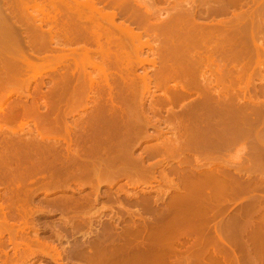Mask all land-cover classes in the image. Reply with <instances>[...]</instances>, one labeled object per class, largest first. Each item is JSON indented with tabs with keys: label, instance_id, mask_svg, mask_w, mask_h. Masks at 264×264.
Instances as JSON below:
<instances>
[{
	"label": "rangeland",
	"instance_id": "1",
	"mask_svg": "<svg viewBox=\"0 0 264 264\" xmlns=\"http://www.w3.org/2000/svg\"><path fill=\"white\" fill-rule=\"evenodd\" d=\"M81 1H83V0H81ZM132 1H134V2H132ZM189 1H191V0H131V3H134V4L136 3L135 4L136 5L135 6L136 9L138 11L140 9V11L142 13H145L146 11H150V12L154 13L153 16L151 17V19L153 21L150 20L151 22H154L157 19L158 20L162 19L163 21H164V19L166 20V18H168L173 12L175 13L177 11V9L180 10V8H182V7L184 8L185 7L184 5H186L185 2H189ZM195 1L196 0H194V2ZM251 1L252 0H248L246 2L247 4H245V5L242 3L243 6L240 5L242 7V9H240L241 7L240 8L238 7L239 9L236 8L237 10L235 11V9L233 8V9H230V12H228L227 14H217V15H213V16H206V14L204 15V13H205V6H206V3H205L206 0H197L196 1L197 2L196 4L199 5V9H200V13L198 15V18H199L198 21H200V23H202V24L203 23L206 24V22L208 24V22L210 23L213 20H217V21H220V20H231L233 18V13L234 12H237V11H238L237 13H239V12L241 13L242 11L243 12H246V11H250V8H251V11L256 12V13L260 12V14H261V22H260V20L258 21V24L259 25L261 24L260 25L261 27L259 26L261 29H257L255 31V33H256V41L258 42V44H261L262 47H263L260 50L262 52H260L258 56H256V49H254L255 47H254V45L252 43L248 42L247 45L249 46V49L246 48L248 46H245L246 50L247 51L249 50L250 54H247L246 53V50H244L245 48H243L244 47L243 44H242V46H239L240 44L238 43V44H236V47L237 48L240 47L241 48V51L244 50L243 51V54H245V55L247 54V55H246V57H244V55H243V57L240 58V59L237 58L239 60L229 61V60H232V59L231 58L228 59L229 57L228 56H225V55H226L228 49L232 48L233 46L231 45L232 46L231 47L230 45H226V43H223V44H225V46H223V45L221 46V44H222L220 42L221 41V34L220 33L218 34V31L215 32V33H213L214 35L211 38V40H213L215 42L209 40L212 43H209V45L207 46V50L206 51L208 53L205 52V54H204V55L207 56V59L208 58L209 59H212L213 58L211 61H209V59H208V61H206V62H208V63H206L208 65V66L206 65V69L209 72H212L213 71L212 72L213 74H216V75L218 74L217 77H216V75H214V76H215L216 82L219 81L218 82L219 83V85H218L219 86V89H218V86L216 85L218 83L215 82L216 84H213V86L216 85L217 91L218 90L220 91V88H222V89L223 88H226V89L223 90V92H222V89H221V92H220L221 95L220 96H222V97L224 96L226 99L227 98L232 99V101H234L235 99H237V101L235 100L236 102L234 101L235 103L232 102L234 104L233 105L234 108L235 107H237V108L232 109V111L230 110V112H233V110H235V112L233 113L234 114V119L235 120L237 119L235 122H239L238 120L241 118V115H239V113H236V109H238L240 107V105H242L243 107L244 106L245 107L247 106L246 108L244 107L245 109H243V110L246 111V112L245 111H243V112H245L247 114V118H249V116H248V115H250L249 113H251L250 116H252L251 119L250 118L248 119L250 123L247 122V123H245V125H243V128H245V130H247V132H248L246 134V136H239L240 137V139H239L238 136L235 135V134H237L236 133L237 131L232 130L231 132H229V135H228L229 143L227 145H225L224 147L220 148V150L219 149H217V150H215V149L213 150L212 149V150H209V151L206 152L205 150H200V149L194 148V150H196V151L198 150L197 153L194 152V151H191L193 149H191V150L189 149L191 152H189V150H187V149H185V152H184V149H183V150H181L180 153L177 152V153H174V154L169 151L170 150L169 147H171V145L169 143L170 141H171V143L172 142L173 143L174 142H177L178 144L180 142H183L184 140L187 141V138H188L187 136L195 135L198 132V130L195 131V129H194L195 126H191L189 118L186 117V116H184V113H183V111L184 112L186 111L187 106H188V104H189L190 101L188 102L186 100L187 101L186 102L185 100H183V101L180 100V103H179V100H177L178 101V102L176 101L177 103L175 102V104L173 103L171 105V103L168 102V94H166V93L164 94V92H166L165 85L169 89V86L170 85L173 86L174 84H176L178 82H175L173 80H170V81L168 80L167 83L169 82L168 83L169 85H167L166 81L162 82V83H165L164 85L162 83H160L162 85H159V86L157 85L158 84L157 83L158 81L155 79V77H156L155 75H156L158 69H160V64H161L160 61H159V58H158L160 56L159 54H162L163 52L166 53V51H164V50H167L168 49L170 51V48L172 50L173 49L172 47H174V46H172L173 44L171 43V41H168L164 37V34H162L161 32L160 33L162 35H160L159 32L157 33V31L155 32V30L149 29L147 31L145 29L146 30L145 31L144 29H141L138 25H132V27L134 28V31L136 32V34L138 32H139L138 35L141 34L140 35L141 36L140 37L141 39L139 38L140 40L135 35V37L137 38V40H139L138 41V44L141 43L143 45V48H142L143 50L141 51V53H142L141 56L137 57V55H136L135 52H132V53L129 52L131 54H130V57H129V54H128V57L130 58V60L132 62H130V60L127 59L128 57L124 58L123 55L126 56V54H123V53H119L118 52L119 49L117 47H120V46H114V45H116V43L118 41L121 42L120 40L124 36V33L121 34L120 31L115 33V35L118 33L116 36L120 35V36L117 37V39H119V38L120 39L119 40H116V37H114L115 38L114 40H115L116 43L113 44L112 46H110V48H111L110 50L112 51L110 53L111 54L110 57L112 59L114 58L113 60H115V57L117 58V56H118L119 59L121 60V61L120 60H117L118 59L117 58L115 60L117 62H114L111 58H110L111 60L105 59V61L104 60L103 61H100V59H101L100 58V55L102 56V54H99L98 53L99 51L97 49L99 48V50H101L100 49L101 46H99L98 48H96L98 45L97 46L94 45V43H96V42H93V41H95V39H93L94 36L92 34H89L90 35L89 36L88 33H85L86 34V37L85 38L88 40V41L86 40L88 43L85 40H82V41H84V42L87 43L85 46H88L87 49H90L91 50V51H89L90 53L87 52V49H85L86 48L85 46H82L83 43H84L82 41H79V43H77V44H80L82 42V45L80 44L82 48L80 47V45L79 46L78 45H73V47L76 48V50L79 47L80 51L78 49V51H79L78 52V51L74 50V48H72V51H70L71 49H69V50L68 49L67 50L65 49V51H60L58 48L54 49V47H56V46H53V45H51L49 43V38L47 37L48 39H45V40H47L46 43L48 42L51 45V47L49 45L48 48L50 47V49H53V50H50V49L47 50L45 48L44 49L45 51L44 50L43 51L41 50L42 52L40 51V53H42V54L44 52L43 55L46 56L47 59H48V60H46L47 62L46 61H44V62H42V61H38L37 62L36 61V63L38 64V67L35 68V71L37 69L40 71L39 72L40 73V77H38L37 79L34 78V77H36V76H34L35 75L34 74L35 71H31L30 75L26 77V78H29V80L32 82L31 83L32 86H31L30 92L32 90H34L36 92L35 87L39 84L38 82L41 81L40 82V85H38V87L40 89L42 87L41 94H37L36 93L37 94L36 95L33 91L31 93H28V94H27V92H29V91H25L26 93L25 92H22L21 93L20 92L21 90H19V92L21 94L20 93H14L13 94L14 96H12V98L9 100V102L5 105V108L7 109L9 107L18 105L17 103H19V105H23V106H25L26 104H27V106H28V104L29 105H34L36 108L39 107L38 109H40V110L42 109L43 111L44 110L49 111L51 109L50 111L52 113L53 118H57V120H58V117L59 116L60 117L61 116L63 117L64 115L68 114L67 115L68 116L67 117L68 124H73L74 127H75V124H76L79 131H80V129L82 127L83 128H87V127L90 126L88 129H90L91 132L90 131L89 132L92 133V134H93V132H98L100 134V135L97 134L98 137H99V136H101V135L104 134V133L101 134L99 132V130L100 129L102 130L104 128L105 130L104 131L102 130V131L105 132L106 137L108 136L107 139L109 138L111 141L114 139L115 140V143H117L118 140H116V139L118 138V135L121 134V132L124 131V130H122L121 132H119L122 127H120V129H118L119 128L118 127L119 126L118 124L121 123L123 120L120 119V121L121 120L122 121L121 122H118V120L117 121L115 120L116 117H117V115H116V117L114 116L115 117L114 118L112 116L115 115V114H113L111 112H110L111 114H109V113H107L108 111L103 110L104 112L106 111V114L104 113L105 115H103V117L105 116L106 119L105 118L103 119L101 116H99V115H102L103 114V113L101 114V112H103V111H101L100 113L97 111L99 113V115L97 114V116L99 118L101 117V120L100 119H96V121H97L96 122L94 119L95 118H98V117L95 116L96 113H97L95 109H97L99 111H100V109L96 108V107H98V105H96L95 102H94L95 103V106H94V103L92 102L93 98L96 99L97 102L99 100H102L103 101L104 98H105L104 100H106V99L108 100V97H109L108 96L109 95L108 93L110 92L108 89H105L106 87H104V83H103L104 79H102V77H101L103 74L100 71H98L100 69L96 68V66L93 69L92 66H94L93 65L94 63L100 64L102 62L101 64L103 65V62L106 63V60H108L109 62L111 61L110 63L108 62L105 65H106V67H108L110 74L111 75L113 74L112 76L109 75V77H111V78H109V83L111 82L110 84L113 85V90L110 93H112V97L113 98H116L117 101L119 100L117 98H119L120 95H121V98H122V96L124 94L126 96L129 95V94H127L129 92H126L125 90L123 91L124 88L122 86L125 85V83H127L125 85V87L126 86L128 87L129 86L128 85V82H131V80H133L132 82L134 83L135 82L134 79L136 77L134 79H132V77H134L135 75L138 78V79H136V82L134 83L135 85L131 82L133 84V86H136L137 85L136 89L138 88V90L134 89L135 87L133 88V86H132L131 83H130V86L128 87L129 89L126 87L128 90L125 88L127 91H129L130 89H132L131 90V93H130L131 95H129V97L130 96L133 97L134 95L138 94V97H137V95L135 96L137 98H134L133 97L134 99H132L130 97V100L131 101L132 100H134V101L136 100L137 101V103L135 101L136 106H134V107H133V105H135L134 102H132L133 103L132 104L131 101L129 102V98L128 97H126L125 95H124L125 97L123 96V98H127L128 99L127 102L131 103L130 106H129V103L127 104L129 106V109L131 111H130V114L126 117V119H127L128 122H130V126H132V127H133V125H137V124H138L137 127H139L140 129H141V126H142V128L143 127L146 128L144 126L146 124H148V127L146 129H144L145 131H144V134H143V138H140V139L137 138V137L136 138H131L130 140H133V139H135V140H133V141H131L129 143H131L130 147L132 146L131 149L133 151L134 156L136 158H138L139 156H143L145 166H150V167H152V168L155 169V175H153V176L156 177V179L155 178L153 179V177H151V178L150 177H147V178H143L144 179L143 180L141 178L138 179V177H133V178L131 177V179H132L131 180L130 177H128V176H126L124 174H122V175H119L118 174L117 175L115 173L116 172L115 169H114L115 170L114 172H113V169H112V171L109 170L110 171V174H111V172H113L118 177L115 176L112 173V178H111L110 177V174L108 175V172L106 173L107 175L105 173H104L105 175H103V172H102L101 173L102 174L101 176H100V174H97V176H96V174H94V175L93 174H85L84 173L85 170L83 169L84 172H82V170L80 169L79 171L81 173H84L83 174L84 177H81L82 176L81 175L80 176V179H79L78 178L79 173L76 171L78 175H72L71 178L73 176H74V178H72V179L69 178L68 181H66V182H69V180L70 181L72 180L71 182H69V184L66 183V182H63V183H60L61 185L60 186L58 185L57 187L56 186H54V187L53 186H49V187H51L49 189V187H47L45 185H41V184L44 183V181L46 182L47 179H49L48 178L49 177L48 174L52 175L51 174L52 172H56V171H58L59 169L62 168V165H60V163H62L63 165H65V162L68 160V157L70 159L69 153L66 152V155H69L67 157L64 154L65 151L62 150L63 153L60 154V155L66 156L65 159L66 158L67 159L64 160V156H62V158H63L62 162L58 163L57 162L58 159L55 161L54 159L55 158H58V151H57L58 148H56V149H54L56 151V152H54V154L57 155V156L55 155L56 156L55 158H53L54 157L53 153H50L51 150L47 151L46 153L48 154V152H49L51 155L48 154L50 156H47V157H50L49 160L52 157V160H54L55 163L57 162V164L53 163L55 165L52 164L53 166L50 165V167L49 166L47 167V166L44 165L45 168H46V169L44 168L45 171L42 169L44 172L42 170H40L41 173L40 172H37L34 175L33 174H31L30 176L28 175V177L27 176H23L22 180L24 179V177H27L29 180L25 178L22 182L20 181L21 182L20 183L19 180L21 178L18 177V178H20V179H18L17 176L15 177V175H16L17 172L18 173H21L22 172L23 169H21V168L24 167L28 163V161H27V163L25 165H24V162L23 163L20 162L21 164L17 163L18 161L15 162L18 165H16L15 163H12L11 162L13 165H10L11 168H9L8 165L11 164V163H10V159L8 158V154H6V151H9L13 147V151L11 149L7 153H9V157L10 158H12L11 156H13L15 154L13 156L15 158V156L17 157V155H18L17 153L22 152L21 151L22 150L21 149L22 145L25 148L28 147L27 144H29V143L26 144L25 142H27L28 140L30 141V139L32 137H34V136L38 137L39 138L38 140H40V138H42V136H43V135L42 136H40V135L38 136L37 135L38 132L35 131V129L37 130V128H36L37 126L35 125L36 122H37L36 118H34V117L33 118L32 117H30V118L29 117H26V118L22 119V120H24L23 122H27V121L29 122L30 120H35V121H30L29 122L30 123L29 126L30 125H32V126H30V127L28 126V128L27 127H24L25 128L24 131H21L20 129H18L17 132H19L20 135L19 134L17 135V134H14L13 133V136L14 135L15 136L14 137L12 136V138L10 137L12 135V132H10V130L8 131V135L9 136L6 133V135L9 137L8 139H7V136L6 135H3V134H5L4 132H6L7 130H4V132L1 131V133H0V140L1 141H5V142H3V144H2V142H0L2 144V146L0 145L1 147L4 146L3 148H7L5 146H8L9 144L12 145V143H14V141L17 142V144H16L17 146L13 144L14 146H16L15 149H14V146H12V147H10V149H8V150L5 149V151H2L4 154L2 155V153H1V155H0L2 157H4V155H5V157L9 160V161L6 160L7 161V163H6L5 159L2 158L1 161H3V162H0L1 163L0 164V169H1L0 170V178H1L0 179V183L3 182V184H0V202L3 203V201H6L7 199L9 201L10 200L9 197H11L9 195L10 194L12 195L11 199L13 198L12 199V202L15 205L12 204V206H10V208H9V211H10V209L13 211V212H11V214L13 213V217H11V218H13V220L10 218L11 220L10 219L9 220L11 222L8 223L9 224V229H10V224H13V226L19 228V230H18L19 233L18 234H15V236H13L15 232L12 234V236H10L11 234H9L8 232H5L4 233V231L0 230L1 232L4 233V235H0V238H1L0 239V262H1V264H93V263L94 264H99V263H101V264H103V263L104 264L105 263L106 264H109V263L110 264H112V263L113 264H125V263L126 264L127 263L128 264H156V263L159 264L160 263L159 260L161 261V263H164V261H163L164 259L166 261L164 264H166V263L167 264H172V263L173 264H182V263L183 264H203V263L204 264H264V255H263L264 254V252H263L264 250L263 251L261 250L262 247H260L261 249H259V247L258 248L254 247V246H256V244L254 243L255 242V239L257 240L258 237L257 236L255 237L254 235H252L255 238L252 237V238H254L252 240L249 238V233H250V236H251V231H253L251 228H253V226H254L253 229L256 230V225H258V222H259L258 220H260V218H262L261 216H264L263 215V213H264V164H263L264 163V159H263L264 158V119H263L264 118V116H263L264 115V111H263V109H264V50H263L264 49V13H262V11L264 12V8H263L264 7V0H255L254 3H252L253 1L252 2ZM177 4H179L180 6L177 7ZM260 5H261L262 8L260 7ZM172 7L173 8L175 7L177 9L175 10ZM206 8H207V6H206ZM106 10L107 11H110L109 9H106ZM259 10H261V11H259ZM250 12H248V14H251L252 13V12L251 13ZM118 16H119V18L118 17L115 18V23H119V22L125 21L127 24L128 23L131 24V22H128V21L124 20V18H125L124 15H118ZM154 18H155V20H154ZM159 22H162V21H159ZM152 31H154V33ZM104 35H105V32H104L103 36ZM115 35H113V36H115ZM91 36H93V37H91ZM105 36L102 39L103 40L102 41V44H103V42H106V39L105 38H107V35H105ZM160 36H163V37H160ZM125 38L126 37L122 38L123 39L122 41H124ZM218 39H219V41H218ZM91 41L93 43L90 45L89 42L91 43ZM135 41L136 40L134 38V41L133 42H135ZM146 41H147V43H146ZM216 42H218V43H216ZM219 42H220V44H219ZM46 43H45V45L47 46L48 43L47 44ZM131 43H132V41L130 43L128 42V44H131ZM136 44H137V41L135 42V44L132 43L131 44V47L129 46L128 49L125 50V51L128 52V51L134 50ZM190 44L191 43H187L185 45H182L181 47H183V48L182 49L180 48L181 51H185L186 47H187L186 51H189L190 50L189 47H191ZM133 45H135V46H133ZM219 45L221 47H223V48H221ZM46 46L43 45V47H46ZM75 46H77V47H75ZM104 46H106V44ZM104 46H103V48H104ZM138 46L140 47V45H138ZM217 46L220 47V48L218 49ZM93 47L96 48V49H94ZM122 47L123 46L120 47V51L123 49ZM214 47H215V49H214ZM236 47L234 46L233 49L235 50ZM129 48H131V49H129ZM164 48H166V49H164ZM240 48H238V52H239V49ZM104 49H107V48H104ZM115 49H116V51L118 50L117 51L118 52L117 53L118 55L115 54V57H114L113 54L115 53ZM160 49H164V50L160 51ZM191 49H194V48L191 47ZM209 49H210V51H209ZM211 49H213V50H211ZM73 50L75 51L76 54L73 52ZM92 50H94V51H92ZM214 50H215V52H214ZM84 51L87 52V53H85ZM103 51L102 52L104 54L105 53V50H103ZM223 51H225V52H223ZM45 52H47V53H45ZM56 52L57 53L60 52L58 54V56L56 55L57 54ZM62 52H64V54L66 53L65 55L67 57H65V55ZM102 52H100V53H102ZM121 52H123V51H121ZM218 52H219V54H218ZM61 53L63 55L60 57ZM139 53H138V55H139ZM49 54H51V55H49ZM86 54L87 55L90 54L91 56L90 55H88L89 57L88 56H85ZM97 54H99V55L97 56ZM119 54H121V56L125 60H123V58L121 56H119ZM132 54H133V56H131ZM217 54H218L219 57L217 56ZM252 54H254L255 57L252 56ZM210 55H211V58H210ZM51 56H52V59H49V58H51ZM56 56H57V58H56ZM63 56H64V58H66L68 60L63 59ZM220 56H222V57H220ZM136 58H138V59H136ZM59 59H60V61H59ZM71 59H73L75 61L76 65H75L74 61L71 60ZM78 59H79V61H78ZM102 59H103V57H102ZM126 59L129 60V61H127ZM138 60L140 62L144 60V62H141V64H140V62ZM61 61L64 62V63H59ZM118 61L120 62L121 66H123V67H121L119 65V62ZM112 62L114 63L113 66H111L113 64ZM125 62H127L128 65ZM72 63H73L74 66L72 65ZM83 63H85V64H83ZM80 65H81V70L79 69ZM115 65H117V67ZM210 65H212V66H210ZM70 66L72 68L74 67L73 69H75L76 66H77V69H76L77 71L79 69V72L76 73V74H74L75 76L72 75V74L67 73V71H66L67 69L70 70V73L73 70L72 68H67V67H70ZM97 67H98V65H97ZM112 67H116V68L113 69ZM126 67H129V68H126ZM226 68H228V69H226ZM42 69H44L45 71L42 70ZM62 69L65 72L62 71ZM84 69H86V71ZM117 69L119 70V72L117 71ZM123 69L126 72H128L130 70V72H128L126 74V72ZM38 70H37L36 74H39L38 73ZM131 70L133 72V75L135 74L134 76L132 74H129V73H131ZM133 70L135 71V73H134ZM230 70H231V73H230ZM77 71H75V72H77ZM80 71H82L83 73H80ZM228 71H229L228 74L230 76L228 74H226ZM109 72H106V73L109 74ZM237 72H239V73L241 72L242 74L240 73L241 74L240 75ZM84 73H85V76H84ZM89 73L91 74L92 77H90V74ZM224 73L226 74V76H225ZM232 73H234V74L232 75ZM55 74H57V75H55ZM81 74H83V75H81ZM122 74H123L124 77L122 76ZM124 74H126L127 77H128V74H129V77L131 75L132 76L131 77V80H128V79H130L129 77H128V79H127V77L125 78V75ZM222 74H224V75H222ZM70 75H72V76H70ZM76 75L77 76L80 75V77H78V78H80L79 80L82 81L81 83L77 79V76ZM116 75H117V77H116ZM141 75L143 77L145 75V77H144L145 80H146L145 82H144V78ZM30 76L31 77L33 76V78H31ZM54 76H55V78H54ZM60 76H62V79L64 77L63 82H68V79H69V81L72 83L71 85H70L69 82L67 83L68 84V86L66 85L67 86V89L70 86L74 89V85H75L74 81L76 79H77L76 80L77 81L76 83H80V85L76 84L77 85L76 88L81 87L83 89L84 86L87 87V88L84 87L83 90L80 89V88H78V89L75 88L76 90L75 89L73 90L70 87L69 90H67V92L69 91L68 95L70 94V91L72 92V90H73V92L74 91L77 92V90H78L79 92H77V94L75 93L74 95H78L79 94V98L81 97V95H84L82 99H84V100L86 99V100L84 101V100L80 99V100H82L83 103L78 100V96H75V98L77 97L76 98L77 103L75 101V98H73L74 99L73 101L70 100L72 102V105H70L71 103H70L69 100L67 101L65 99L66 100V104H65V100H64L60 104V107H59L60 110L58 111V101H57L58 100V96H57V94L59 95L61 92H64V91H61L62 89L60 90V88L56 84V83H58V78ZM214 76H213V79H214ZM71 77H73V79ZM81 77L83 78V80L81 79ZM93 77H95V78H93ZM97 77L98 78L100 77V78L98 79ZM112 77L114 78V80H112ZM218 77L221 78L222 80L219 79ZM225 77L227 79H225ZM230 77L233 80H231ZM60 78H59V81L62 82ZM89 78L90 79H94L96 81L95 87L93 88L94 91L91 90V87L88 86V85H90L89 83L91 81ZM139 78H141V79H139ZM40 79H43V80H40ZM65 79L67 81H65ZM85 79H87L86 80L87 82L85 81ZM115 79H116V81H115ZM149 79H151V80H149ZM53 80H56V81H53ZM100 80H103V81H100ZM141 80H142V82H141ZM220 80H221V82H220ZM98 81H100L101 83L100 84H97ZM222 81H225L226 83L225 82L222 83ZM236 81H238V83ZM120 82L121 83H124L125 82V83L122 85ZM117 83L118 84L120 83L121 85L119 84V86H118ZM185 83L186 82L182 80L181 83L179 82V85H183ZM233 83H235V84H233ZM52 84H53V86L56 84L57 85L56 88H54L52 86ZM64 84H66V83H64ZM229 84H231V85L228 86ZM99 85H102L104 88L101 87V86H99ZM96 86H98V87H96ZM116 86H118L117 88L119 90L116 88ZM148 86L150 87V90L148 89ZM52 87H53V89H55L54 94H52L53 91L51 92V94H50V91H49V90H53ZM89 88H90V90H89ZM97 88L100 89V90H103L104 89L103 90L104 92L100 91L99 93H101V94L99 95L98 92H97L99 90ZM101 88H103V89H101ZM144 88H147L148 91L145 90L144 93H143L142 90ZM233 88H235V89H233ZM25 89L27 90V88H24L23 90H25ZM96 89H97V91H95ZM133 90H136V92L140 90V92L142 93V97L140 95V92L139 93L137 92L136 94L132 93V92H135ZM170 90H171V88H170ZM170 90H169V93H170ZM56 91H58V92H56ZM82 91L83 92L85 91L84 93H86V92L87 93L86 94H83ZM120 91H122L123 93L120 92ZM229 91H231V92H229ZM124 92H126V93H124ZM65 93H66V91H65ZM95 93H96V96H95ZM195 93H196V94H194L195 97H198V94L197 93H199V95H202V92H200V91L195 92ZM222 93H224V94H222ZM16 94L19 95V96H16ZM26 94H27V96H26ZM29 94L31 95V97H30ZM33 95L34 96L36 95V97H35L37 99L36 101H34ZM72 95H73V93H72ZM139 95H140L141 98L139 97ZM230 95H232V96H230ZM91 96H92V98H90ZM97 96H99V98L101 96L103 99L102 98H100V99L99 98H96ZM110 96H111V94H110ZM116 96H119V97H116ZM72 97H74V96H72ZM166 97H167V101H165L166 100ZM195 97H193V99H196ZM224 97L222 98L223 100H225ZM55 98H56V100H55ZM70 98L71 97H69V99ZM52 99H54V103L55 104L53 102H51ZM238 99L241 100V101H238ZM123 100L126 101V99H123ZM140 100H141L142 103L140 102ZM125 101L124 102L118 101L119 104H122V107L119 105L122 109H123V107L126 109V106L124 104ZM164 101L167 102V103H165ZM47 102H51L52 104H50V103L49 104L52 105V106H50ZM89 102H92L93 104L92 103L90 104ZM161 102H164V103H161ZM46 103L49 106L46 105ZM78 103L81 106H79ZM139 103L142 104L143 108L145 109L146 114H147V115H145L146 117L143 116V113L141 114L142 110H140V108H139V106H140ZM260 104H261V106H260ZM175 105H177V106H175ZM250 105H252V106L255 105V106H253V108L251 109L250 107H252V106H250ZM45 106H47L48 108L50 107V109H48V108L45 109ZM93 107L95 108L94 109L95 110V113H94ZM92 110H93V112H92ZM138 110H140L141 112L138 111ZM212 110L213 109L211 108L210 111H212ZM43 111H41V112H43ZM55 111L58 112V113H56ZM210 111H208L209 112V114H208V112H206V110H205V112H206L205 115H207V117H210L211 114H216L215 111H212L213 113L210 112ZM64 112H65V114H62ZM131 112L132 113H135L134 114L135 117H134V115H131ZM253 112H254V114H257V112L260 113L257 116L255 115L257 117V121L255 120L256 117L254 116ZM53 113H55L56 116ZM137 114H141L142 117L140 115H138L141 119L137 116ZM235 114L236 115H239L238 118L235 117L236 116ZM86 115L88 116V118H90L91 115H92V119L90 118L89 121H88L89 123L87 122L88 118H87ZM109 115H110V118H109ZM174 115H175V117H174ZM226 115H230L229 111L228 112H225V116ZM180 116H181V118H179ZM78 117H81L82 118L81 121H83V122L80 123V119L81 118L78 119ZM182 117L184 118L185 123H183L184 120H182L183 119ZM185 118H187V120ZM76 119H78L77 120V123H75L76 122ZM129 119H130V121H129ZM144 119L147 121V123L144 122V121L140 122L141 120H144ZM147 119H149V120H147ZM252 119L255 120V121H252ZM54 120H52V121H54ZM93 120L95 121V124H97V125L94 124V121ZM99 120H100V123H99ZM103 120H105V121H103ZM138 120H139V123H138ZM179 120H181V121H179ZM78 121H79V123L81 124L82 127L81 126H78ZM31 122H34L35 124L34 125L31 124ZM90 122L92 124H90ZM104 122H105V124H103ZM240 122H241V120H240ZM257 122H258V124H257ZM82 123H83L84 126L82 125ZM116 123H118V124H116ZM143 123H146V124H143ZM181 123H183L185 125H182ZM0 125H2V123ZM54 125H56V124H53V126ZM92 125H93V127H92ZM94 125H95V127H94ZM121 125L123 126L122 123H121ZM246 125H247V127H246ZM96 126H97V128H96ZM112 126H114V127H112ZM178 126L180 128H178ZM187 126H189V127H187ZM257 126H258L259 129L257 128ZM13 127L17 129L18 126H15L14 125ZM56 127H58V125H56ZM99 127H100V129H99ZM134 127H136V126H134ZM185 127H187V128H185ZM29 128L32 129L31 132L29 131ZM91 128L92 129L94 128V130L96 129V131L93 130V132H92ZM176 128H177V130H176ZM122 129H124V126H123ZM133 129H135V128H133ZM186 129H187V131H189L191 129H194V131L191 130V131H189L190 133L189 132H182L183 130L186 131ZM33 130H34V132L32 133ZM117 130H119V131L117 132ZM9 132H10V134H9ZM177 133L178 134H180V133H182V134L183 133H187V134H183V136L185 137L184 138V137L180 136L182 134L178 135ZM230 133H231V135H230ZM94 135H96V133ZM94 135H92V136H94ZM109 135H111L112 138ZM175 135L177 136L176 137L177 141H175L176 140L174 138ZM179 136L181 137V139H180ZM92 138L89 140V144H92L91 146L89 144L86 146L83 143V146L84 147L86 146L85 149L88 148V146L91 149H93L94 146L96 145L95 144L93 146L94 142L95 143L97 142V141L94 140L95 138L97 140V136L95 138L94 137H92ZM121 138H122V136L120 137V139ZM182 138H184V139H182ZM232 138H234V139L232 140ZM35 139L37 140V138H35ZM35 139H34V142H33L32 139H31L32 142L31 141L30 142L31 143L37 142V145L38 144L41 145V143H43V141H35ZM21 140H22V142H21ZM91 140H94L93 143H92ZM6 141H9V142L11 141L12 143H8ZM163 142L165 144V147H166L167 143L169 144V147L167 145V147L169 148V149H167L168 151L166 149H164L167 152L163 151L164 153H163L162 156L161 155L160 156L151 155L152 145L155 146V144H156L157 146H159V144L160 143H163ZM21 143H22V145H21ZM18 145H20L19 146V149H18ZM160 145L163 146V144H160ZM96 146H99V145L97 144ZM226 146H228V147L226 148ZM31 147H33V146H31ZM100 147H101V145H100ZM100 147H99V150L102 149L104 146L102 148H100ZM165 147H163V148H165ZM97 148L98 147H96L94 149L95 151L93 150L94 152L97 151L96 154L94 152L93 153L98 156L100 152L98 151ZM32 149H34V148H32ZM18 150H19V152H18ZM23 150H25V149H23ZM35 150H36V148H35ZM218 150H219V152H218ZM52 151H53V149H52ZM85 151L88 152L90 150H87L86 149ZM10 152L13 153V155L12 154L10 155ZM182 152H184V154ZM200 152H202V153H200ZM93 153L91 152V154H87V156L88 155L93 156L94 155ZM169 153H170V155H169ZM195 153H196V156L198 155L197 157H199V158L201 157L199 159V161L202 160V162H203V159L204 160L205 159L207 160L209 157L212 158V159L209 158V160L211 159L212 161L211 160L210 161L208 160L207 163H206V161H204L202 163V165L204 166V168H201L202 170L208 171V169H210V168L211 169L212 168L213 169H215V168L222 169L223 168L224 171H227L228 170L227 172H229L232 176L234 175L233 177H235L239 181H241L242 184H245L246 185V184H252L253 182L254 183L257 182L256 187L253 188L252 190H246V191H244V192H242L240 194H237V195L231 197V199L230 198L222 199L220 201V203L219 202L217 203L218 205L215 204V206L212 207V209L214 211L212 210V212H210V217H208L209 222L207 224L209 225V227H208V225H206L207 228L204 226L207 231L205 233L206 235H204V237H203V240H201L202 242H200V240H198L200 242V244L202 243L199 246L197 245L198 242L196 243V241H195V237H191L192 239L191 238L190 239L187 238L189 229H187V231L186 230L184 231V229H186L187 225H189V228L190 229L191 228L193 229L195 226L198 225V221L203 220V218H206L205 215L202 216L200 214V212L204 209L202 207H206V205L204 204L205 202H203V205L201 206L200 204L202 203V201L201 202H198V204H197L196 201H194L192 203V205L194 204L195 206L193 205L190 208L191 205H189L190 203L186 200L185 197L178 199V197L181 194H183V193L186 194V193L185 192H181L179 190L181 192V194H180V192L178 194H176L177 192L175 190V187H177L179 184L181 185V181H180V178H179V174L182 171H180V170L183 169V170H185L184 172H190V171H192L191 168L197 167V161L198 160L197 161L195 160L196 161V163H195L194 162V159H192L193 157L195 158V155H194ZM205 153L206 154L208 153L207 155H209V154L210 155L207 156ZM176 154H178V155L180 154L182 160H180V158H179L180 156L179 157L174 156ZM202 154L205 155V156L203 157ZM211 154H212V156H211ZM35 155L36 154H34V157H33L35 160H33V161H31V162H29L27 164L30 167H32L34 165L32 163L38 162V160H36V158H35ZM187 155H189L191 157L189 159L193 160L192 163H191L190 160H187V157H186ZM32 156H33V153H31V157ZM41 156L39 157L38 154L36 155V157H39V158H41ZM85 156H84V158H85ZM100 156H98V157H100ZM47 157H45V158H47ZM197 157H196V159H197ZM39 158H37V159H39ZM93 158H95V157L93 156ZM184 158L186 159V161H190V162L184 163ZM249 158L251 159V162H250V159ZM253 159H254V161H252ZM52 160H50V161H52ZM178 160L181 163L178 162ZM68 161H70V160H68ZM49 162H47L48 165L51 164L53 161L50 162V163ZM5 163H6V166H2V164L5 165ZM70 163L71 164H68V162H66V165H70L71 166L73 164L71 161H70ZM218 163H220V164H218ZM58 164L60 166H58ZM213 164H215L216 167H214ZM22 165H24V166H22ZM17 166L19 167V169L21 170V172H20L19 169H16V168H18ZM65 166H64V168H65ZM72 166H71V169H72ZM179 166L182 169H180ZM4 167H7L6 169H8V170L10 169L12 171L11 173H13V169H16L14 172L17 171L15 173L14 177H12V176L11 177H8L7 176L8 178H6V179H10L8 181L10 183L12 182L11 184L8 181H6V179L4 177L6 175H4L3 173H5V171H8V170H4L3 169ZM66 167H69V166H66ZM48 168L51 169V170H53V171L52 172H48V170H49ZM54 168L56 170H54ZM176 168H177V170H178V168L180 169L179 170V174H178V171H175ZM65 169L62 168L61 171L65 170ZM2 170H3V173H1ZM77 170H78V168H77ZM187 170H189V171H187ZM205 171H201V172H205ZM87 172H89V171H86V173ZM38 173H40V174H38ZM222 173H224V172H222ZM5 174H7V172ZM8 174H10V173H8ZM10 175H12V174H10ZM90 175H91V178H90ZM87 176L89 178H87ZM99 177H100V179H98ZM115 177H117V178H115ZM12 178L13 179L15 178V180H12ZM73 179H75V180H73ZM81 179L83 181H81ZM136 180H137V182H136ZM5 181H6V184H4ZM7 183H8V185H7ZM131 183L133 185H131ZM65 184H67V188H66ZM38 186H40V187H38ZM236 187H237V185H236ZM22 189L24 190V192H23ZM27 189H28V192L26 191ZM30 189H33V190H30ZM96 189H97V191H96ZM29 190H30V192H29ZM25 191H26V194L28 193L27 196L24 194ZM20 192L21 193L23 192V193L21 194ZM8 193H9V195H8ZM29 194H30V196H29ZM22 195L23 196L25 195L26 197H23ZM16 197H18V198L16 199ZM84 197H86V198H84ZM87 197L89 199H91V200H89ZM20 198H22V199H20ZM18 199H19V201H17ZM68 199H69V202H68ZM192 199L193 198H191V200ZM15 200H16V203H15ZM225 200L228 203L225 202ZM70 201H72L74 203H72ZM174 201H175V203H174ZM222 201H223L222 206H219V205H221V202ZM224 202H225V205H224ZM251 202H253V203H251ZM26 203H28V204H26ZM69 203H70V205H69ZM184 204H187L189 206L184 205ZM252 204H254L255 206L252 205ZM17 205H18V207H17ZM22 205H23V207H22ZM71 205H72V207H71ZM196 205L197 206L200 205L201 207L199 206L200 208L198 207V210L195 208V211H196V212H194L195 213V216H193V214H191V215L189 214L190 218L188 217V219H191V222H187V223L185 222V225L183 224V222H179V224L176 222V220L180 217L179 216V213L181 211H184V208H183L184 206H185V210H186V209H189V208L192 209L193 207H197ZM13 206H14V209H13ZM24 206L27 207V208H29V210H27ZM28 206H30V207H28ZM23 208H25L28 212L33 209V213L31 212L32 214L30 213V215H28L30 217H27V218H26V216L24 217V218H26L27 222H26V220L23 219V217H22L23 215L21 216L22 218L19 215V212H23L25 210V209L23 210ZM218 208H220V209H218ZM18 210H20V211H18ZM15 211H17V212H15ZM197 211H199V212L197 213ZM167 212H168L169 215L167 214ZM202 212L205 214V211H202ZM16 213H18V215ZM174 213H177V214H174ZM191 213H193V212H191ZM196 213H197V215H196ZM14 215H15V218H14ZM82 216H84V217H82ZM164 216L166 218H164ZM175 216L177 217V219L176 218L173 219V217H175ZM160 218L161 219L163 218V220L165 219L168 222L165 221V220L163 221ZM76 219H77V222H76ZM174 221L176 222L177 225L174 223ZM192 221H194V222H192ZM196 221H197V223H196ZM8 224H7V226H8ZM168 224H169V226H168ZM171 224H172V227H171ZM144 226H145V228H144ZM223 226H224V228H223ZM226 227L229 228V230ZM245 227L247 229H245ZM17 228H15V230ZM27 228H28V231H25V229H27ZM175 228H176V231H175ZM170 229H172V230L174 229L173 231H175V232L170 231ZM179 229H181L182 231L181 230L179 231ZM150 230H151V233H150ZM244 230H248V231L243 232ZM255 230L252 232V234H254ZM138 231H139V233H138ZM177 231H178V233H177ZM210 231H212V232H210ZM136 232H137V236H135L136 235ZM183 232H185V233H183ZM209 232L211 234L214 233L213 234L214 237L219 235V236H221V238H223L222 240H217V241L218 242L221 241L223 243V245H222V243L220 242L219 245H220V247H224L225 253L227 251V253H228L227 256L223 253L224 251L221 248L218 247L222 251L219 250V249H217V247L213 243V240H212V242H209V238L212 237V235ZM129 233H131V234H129ZM152 233H154V234H152ZM162 233L164 235H166V234L168 235V236L167 235L165 236L168 240L167 239H161V238H165V237H163L164 235L162 236ZM240 233H241V235H240ZM141 234H143V235H141ZM155 234H157V235H155ZM19 235H20V237H19ZM158 235H159L160 241H159ZM172 235H174V236H172ZM35 236L38 239H36ZM150 236H152V237H150ZM153 237H155L154 240H153ZM150 238H152V240ZM235 238H236V240H235ZM156 239H157L158 242L156 241ZM204 239H206V241ZM126 244H127V246H125ZM147 244H149V246H147ZM193 244H195L196 246L194 245V247H192ZM212 244L214 245L213 247H212ZM130 245H132V246H130ZM154 245L157 246L155 249H153V251L155 250L154 253L157 254V253H160V252L163 251L162 254L165 257V258L163 257L164 259H162V257L160 256L159 257V260H157L156 258H158V256L157 255L153 256L152 255L153 251L152 250H150L152 252L149 251V249H152V247H155ZM231 245H233V246H231ZM241 245H242V247H241ZM126 247H127V249H126ZM147 247H149V248H147ZM198 247H201L202 249H206V250H204V251H206L205 254L203 253L202 255L200 254V256H199L198 254L200 253V249L201 248H198ZM252 247H254V248H252ZM158 249L160 250L159 252H157ZM218 252H219V254H218ZM221 252L223 253V255H222ZM137 253L138 254H141L140 257L143 255L142 253H144V256L145 257L142 256L141 258H139V256H138ZM214 253L218 257V259L216 257H214L215 256ZM168 254H169V256H168ZM229 254H231L230 255L231 256L230 258L232 260L229 258ZM149 255L150 256H153V257L151 258ZM159 255H161V254H159ZM197 255L199 256V258H197L198 257ZM136 256H138V257H136ZM93 257H94V260L95 261L93 259H91ZM106 257H107V259H106ZM145 258H147V259L149 258L148 259L149 261H147V260L144 261ZM224 258H226V259H224ZM111 259H113V260H111ZM155 259H156V262H155ZM120 260H122V261L119 262ZM2 261H3V263H2ZM91 261H93V263ZM105 261H107V262H105ZM111 261H112V263H111Z\"/></svg>",
	"mask_w": 264,
	"mask_h": 264
},
{
	"label": "bare ground",
	"instance_id": "2",
	"mask_svg": "<svg viewBox=\"0 0 264 264\" xmlns=\"http://www.w3.org/2000/svg\"><path fill=\"white\" fill-rule=\"evenodd\" d=\"M197 1V0H196ZM194 2V0H191V1H189V2H185V4L186 5H184L185 7L183 8H180V10H178L177 8H173V9H177V11L172 15L171 13V15L168 17V18H166V20L164 19V21L162 20V19H160V20H155V18H154V22H151L150 20H152L151 19V17L153 16V14L154 13H152V12H150V11H146L145 13H142L141 11H140V9H139V11L136 9V3L134 4V3H131V0H83V1H81V0H0V124L2 123V125H0V133H1V131H3L4 132V130H7L6 132H4L5 134H3V135H6V133H7V135H8V131L10 130V132H12V135L10 136L11 138H12V136H13V133L14 134H19L20 135V133L19 132H17V130L18 129H20L21 131H24V127H27L28 128V126H29V122L30 121H35V120H30L29 122L27 121V122H23L24 120H22V119H24V118H26V117H34V118H36V120H37V122H36V124L34 123V122H31V124H35L37 127V130L35 129V131L36 132H38V136L40 135V136H42V138H40V140H38L39 138L38 137H36V136H34L35 138H37V140L34 138V137H32L31 139L33 140V142H34V139H35V141H43V143H41V145H37V142H35V143H31L32 141H31V139H30V141L28 142H25L26 144L27 143H29V144H27L28 145V147H23V145H22V143H21V145H22V147H21V151L22 152H19V150H18V152L19 153H17L16 155H17V157L15 156V158L13 157L14 155H13V153H11L10 152V155L12 154L13 156H11L12 158H10L9 157V153H7V152H9L11 149H12V151H13V147L12 146H14V145H16L17 144V142H15L14 141V143H12L11 141L9 142V141H6V142H8V143H12V145H8V146H5V147H7V148H3V147H1L2 146V144H3V142H5V141H1L0 140V142H2V144L0 143V155H1V153H2V155L4 154L2 151H5V149L6 150H8V149H10V147H12L9 151H6V154H8V158L10 159V163L12 162V163H15V162H17V163H19V164H21L20 162H24V165L27 163V161H28V163L29 162H31V161H33V160H35L33 157H34V154H38V156L40 157L41 155V158H39V157H36V155H35V158H36V160H38V162H36V163H32V164H34L32 167H30L29 165H22V166H24V167H22L21 169H23L22 170V172H21V170L19 169V167L18 168H16V169H19L20 170V172L21 173H18L17 171V173L16 172H14L16 169H13V173H11L12 171L9 169H6L7 167H4L3 169L4 170H8V171H5V173L7 172V174L8 173H10V174H12V175H10V174H5V173H3V170L1 171V173H3L4 175H6V176H4L3 174V176L5 177V179L6 178H8V177H14V175H15V173H16V175H15V177L17 176V178L18 177H20V178H18V179H20L19 180V182L21 181H23L25 178L26 179H28L27 177H28V175L30 176L31 174H36L37 172H40L41 173V171L40 170H44V168H45V166H49L50 167V165L51 166H53V165H55V164H57V162L58 163H60V162H62V160H63V158H62V156H64V155H60V154H62L63 152H62V150H64L65 152H64V154L66 155V152L67 153H69V155H70V159H69V155H66L67 157H68V160H70L73 164V166H72V169H71V166L70 165H66V162H68V164H71L70 163V161H64L65 162V165L66 166H69V167H66L65 165H63L62 163H60V165H62V168L63 169H65V170H63V171H61V169H57L58 171H56V172H52L53 170H51V169H47L48 170V172H52L51 174L52 175H50V174H48L49 175V179H47V181L45 182L44 181V183H42L41 185H45V186H47V187H49V186H60L61 184L60 183H63V182H66V181H68V179L70 178V179H72V178H74V176L71 178V176L72 175H78L77 174V172L79 173V175H78V178L80 179V176L81 177H84L83 176V174L85 173V174H96V176H97V174H100V176L102 175L101 173L103 172V175H105L107 172H108V175L110 174V171L109 170H111L112 171V169H113V172L116 170V174L118 175H122V174H124V175H126V176H128V177H130V179H131V177L133 178V177H138V179L139 178H141V179H143V178H147V177H153V179L155 178L156 179V177H154L153 175H155V169L154 168H152V167H150V166H145V164H144V158H143V156H137L138 158H136L135 156H134V154H133V151H132V149H131V147H130V145H131V143H129V142H131V141H133V140H135V139H133V140H130L131 138H143V134H144V129H146L147 127H148V124H146L147 123V121L144 119V120H141L140 122H142V121H144V122H146V123H143V124H146V125H144L146 128H142V126H141V129L139 128V127H137L138 126V124L137 125H133V127L132 126H130V122H128L127 121V119H126V117L130 114V109H129V106H130V104L132 103V102H134V104L135 105H133V107L134 106H136V103H137V101H136V103H135V101L134 100H130V97L132 98V99H134V98H137L138 97V94H136L137 92L139 93L140 92V90L139 91H137L136 92V90H138V88L136 89V87H137V85L136 86H133V84L136 82V79H138L137 78V76L135 75H133V72H132V70H131V73H129V74H132L134 77H132L131 75H130V77H129V74H128V77L130 78V79H128V77L126 76V74L128 73V72H130V70L128 71V72H126L124 69V71L126 72V74H124L125 75V78L127 77V79L128 80H131V77H132V79H134L135 77V82L133 83L132 81L133 80H131V82L133 83H131V82H128V85L130 86V83L132 84V86H133V88L134 89H136V90H133V91H135V92H132V93H134V94H136L137 95V97H135L136 95H134L133 97L132 96H130L129 97V95H131L130 93H131V90L132 89H130L129 91H127L129 88V86L126 88L125 87V85L127 84V83H125V85H123L124 83H121L123 86V91L125 90L126 92H129V93H127V94H129V95H125L126 97H128L129 98V102L131 101V103H129V102H127V98H123V96H122V98H121V95H120V97L119 96H116V97H119V98H117V99H119L118 101H122V102H124L125 100H123V99H126V101H125V106H126V109L123 107V109L121 108L122 107V104H119V102L116 100V98H113L112 97V93H110L112 90H113V85L112 84H110L109 83V78H111V77H109V75H111L110 74V72H109V69H108V67H106V63H108L109 61L108 60H111L112 58L110 57L111 56V48H110V46H112L113 44H115L116 42H115V38L114 37H116V40H119V39H117V37L118 36H120V35H118V36H116L115 35V33L116 32H121V34H123L124 33V36L122 37V38H124V37H126L125 39H124V41H122L123 39L121 38V42H117L116 43V45H114V46H123L122 48V50L121 51H123V52H121L120 51V47H117L118 49H119V53H123V54H126V56L125 55H123L124 56V58H126V57H128V54H129V57H130V54L132 53V52H135L136 53V55H137V57H139V56H141L142 55V53H141V51L143 50L142 48H143V45L140 43V44H138V41L141 39L140 37V35H138L139 34V32L136 34V32L134 31V28L132 27V25H138L141 29H146L147 31L149 30V29H151V30H155V32L157 31V33L159 32H161L162 34H164V37L168 40V41H171V43L173 44L172 46H174V47H172L173 49L171 50V48H170V51L167 49V50H164V49H166V48H164V49H160V51H162V50H164V51H166V53L165 52H161L162 54H159L160 56L158 57L159 58V61H160V69H158V71H157V73H156V77H155V79L158 81L157 83V85L159 86V85H164L165 83H162V82H164V81H166V83H167V81L169 80H173V81H175V82H178V83H176V84H174L173 86H169V89H168V87L165 85V89H166V92H164V94L166 93V94H168V102H170L171 103V105L174 103L175 104V102L177 101V100H179V103H180V100H187L188 102H189V104H188V106H187V109H186V111L184 112L183 111V113H184V116H186V117H188L189 118V120H190V124H191V126H195L194 127V129H195V131H197L198 130V132L195 134V135H190V136H187L188 138H187V141L186 140H182L183 142H180L179 144L177 143V142H172L171 143V141L169 142L170 143V145H171V147H169V144L167 143V145H168V147L170 148V152L171 153H177V152H181V150H183L184 149V152H185V149H187V150H191V149H193V150H191V151H194V152H196L197 153V151L196 150H194V148H196V149H200V150H205L206 152L207 151H209V150H217V149H219L220 150V148H222V147H224L225 145H227L228 143H229V139H228V135H229V132H231L232 130H235V131H237L236 133L237 134H235V135H237L238 136V138L240 139V137L239 136H246V134L248 133L247 132V130H245V128H243V125H245V123H247V122H249V118L251 119L252 118V116H250L251 115V113H249L250 115H248L249 116V118H247V114L245 113L246 111L245 110H243V109H245L242 105H240V107L238 108V109H236V113H239V115H241V118L238 120L239 122H235L236 120L234 119V112H235V110H233V112H230V110L232 111V109H235V108H237V107H235L234 108V104L232 103V102H234L235 100L237 101V99H235L234 97V101H232V99H229V98H225L224 96V99L225 100H223L222 98V96H220L221 94H220V92H221V89L222 88H220V91L218 90L217 91V89H216V85L218 86L219 85V81H217L216 82V80H215V76L214 75H216V74H213L212 72H209L207 69H206V63H208V62H206V61H208V59H207V56L206 55H204L205 54V52L206 53H208L206 50H207V46L209 45V43H212L211 41H213V40H211V38L213 37V33H215V32H217L218 31V34L220 33L221 34V46L223 45V46H225V44H223V43H226V45H232L233 47L235 46L236 47V44H240L239 46H242V44L244 45V47L243 48H245V46H248L247 44H248V42H250V43H252L253 45H254V49H256V56H258L259 55V53L260 52H262V51H260L263 47H262V45L261 44H258V42L256 41V33H255V31L257 30V29H261L260 27V25L258 24V21L260 20V22H261V14H260V12H258V13H256V12H253V11H251V8H250V11L252 12H250V11H246V12H243L242 10V12L240 13H237V12H234L233 13V18L231 19V20H220V21H217V20H213V21H211L210 23L208 22V24H207V22H206V24H202V23H200V21H198V15H199V13H200V9H199V5L198 4H196L197 2ZM245 0H206V6H207V8H206V6H205V13H204V15L206 14V16H213V15H217V14H227L228 12H230V9H235V11L237 10L236 8H240L241 6L240 5H242V3L245 5V4H247L246 2L248 1V0H246L245 2H244ZM253 1V2H252ZM251 2L252 3H254L255 2V0H252ZM132 2H134V1H132ZM136 2V1H135ZM175 3V2H174ZM173 3V4H174ZM183 3V2H182ZM148 4V3H147ZM176 4V3H175ZM209 6H208V5ZM249 4V3H248ZM198 5V6H197ZM168 6V5H167ZM178 6H180L179 4H177V7ZM243 6V5H242ZM259 7V6H258ZM260 7H261V5H260ZM168 8V7H167ZM238 8V9H239ZM262 8V7H261ZM264 8V7H263ZM106 9H109L110 11H107ZM171 9V8H170ZM240 9H242V7L240 8ZM173 11V10H172ZM259 11H261V10H259ZM248 12H250L251 14H248ZM262 13H264L263 11H262ZM118 15H124L125 16V18H124V20H126V21H128V22H131V24H127L125 21H122V22H119V23H115V18L116 17H118L119 18V16ZM155 17V16H154ZM166 17V16H165ZM164 17V18H165ZM159 18V17H158ZM153 21V20H152ZM159 21H162V22H159ZM117 22V21H116ZM260 26V27H259ZM145 30V31H146ZM104 34V32H105V35H107V38H105L106 39V42H103V44H102V39H103V37L105 36H103V34ZM153 33H154V31H152ZM85 33H88V35L89 34H92L93 36H91V37H93V39H95V41H93V42H96V43H94V45H98L96 48H98L99 46H101L100 47V49L101 50H99V48L97 49L99 52V54H102V56L100 55V61H105V59H108V60H106V63L105 62H103V65L100 63V64H98V63H94L93 65L94 66H92L93 67V69L95 68V66H96V68H98V69H100V70H98V71H100L103 75L101 76L102 77V79H104V81L103 80H100V81H103V83H104V87H106L105 89H108L110 92L107 94L109 97H108V100L106 99V100H104L101 96H100V98H102L103 99V101L102 100H99L98 102H97V100L96 99H94L93 98V100H92V102L94 103H96V105H98V107H96V108H98V109H100V111L99 110H97V109H95L94 107H93V110L95 109L96 110V112L98 111L99 113L101 112V111H103V110H106V111H108L107 113H109V114H111V113H113V114H115V115H113L112 117H116V115H117V117H116V121L118 120V122H121L122 120V124H123V126H124V129H122L123 128V126L121 125V123H116V124H118L119 126V128L118 129H120V127H122L121 128V130L119 131V130H117V132L119 131V132H121L122 130H124L123 132H121V134H119L118 135V138L116 139V140H118V142L117 143H115V140L112 142L109 138V140L107 139V137H106V134H105V132H103L105 129L103 128L102 130L100 129V127H99V129L101 130H99V132L102 134V133H104L103 135H101V136H99L98 137V135H100L98 132H93V130H94V128L92 129L91 128V130H92V132H93V134L92 133H90L91 131H90V129H88L89 127H87L86 125V127L87 128H83L82 126H81V122H83V121H81L82 120V116L81 117H78V119H80V123H79V121H78V126H81L82 128L80 129V131L78 130V127H77V125L75 124V127H74V125L73 124H68V122H67V115L68 114H66V115H64L63 117L61 116H59L58 117V120H57V118H53V116H52V113H51V109H50V107L48 108L47 106H45V109L46 108H48V109H50L49 111H47V110H40V109H38L39 107H35L34 105H29L28 104V106H27V104L25 105V106H23V105H19V103H17L18 105H15V106H12V107H9V108H5V105L9 102V100L12 98V96H14L13 94L14 93H22V92H25V91H29V92H27V94L28 93H31L32 91L36 94H41V92H42V87H41V89L38 87V85H40V80H43V79H40L39 81L40 82H38L36 85V87H35V89H36V92L34 91V90H32L31 92H30V90H31V81L29 80V78H26L27 76H29L30 75V73H31V71H35V68H37L38 67V64L36 63V61L38 62V61H42V62H44V61H46V60H48L47 59V57L46 56H44L43 54H44V52H43V54L42 53H40V51L42 50H44L45 48L48 50V49H50V47H51V45H53V46H56V47H54V49H56V48H58L60 51H65V49L67 50H69V49H71L70 51H72V48H74L73 47V45H82V42H84V41H82V40H87L85 37H86V34ZM151 33V32H150ZM160 33V35H162ZM120 34V33H119ZM48 35V36H47ZM113 35H115V36H113ZM135 35L137 36V38L139 39V40H137V38L135 37ZM90 36V35H89ZM49 38V43L51 44H49L48 42V45L46 46L45 45V43H46V41L47 40H45V39H48ZM88 37V36H87ZM106 37V36H105ZM160 37H163V36H160ZM85 38V39H84ZM89 38V37H88ZM134 38H135V40L137 41V44H136V46L135 45H133V46H135V48H134V50H132V51H125V50H127L128 49V47L130 46L131 47V44L133 43V44H135V42H133L134 41ZM219 38V37H218ZM251 41H250V40ZM91 40V39H90ZM209 40H211V41H209ZM216 40V39H215ZM79 41H82L80 44H77V43H79ZM88 41V40H87ZM86 41V42H87ZM132 41V43L131 44H128V42L130 43ZM157 41V40H156ZM217 41V40H216ZM218 41H219V39H218ZM86 42H84L83 43V45L82 46H85L87 43ZM92 41H91V43L89 42V44L91 45L92 43H93ZM141 42V41H140ZM159 42V41H158ZM213 42H215V41H213ZM220 42H219V44H220ZM234 44H232V43ZM46 43V44H47ZM146 43H147V41H146ZM187 43H191L190 44V46L192 47V48H194V49H191V47H189L190 48V50L189 51H186V49H187V47H186V49H185V51H181V49L183 48V47H181L182 45H185V44H187ZM216 43H218V42H216ZM229 43V44H228ZM249 43V44H250ZM88 44V45H89ZM106 44V46H104ZM150 44V43H149ZM195 46H193V45ZM215 44V43H214ZM43 45L44 46H46V47H43ZM50 45V47L48 48V46ZM81 45H80V47H81ZM89 45V46H90ZM128 45V46H127ZM138 45H140V47L138 46ZM167 45V44H166ZM103 46H104V48H107V49H104L103 48ZM220 46V45H219ZM220 46V47H221ZM231 46V47H232ZM75 47H77V46H75ZM86 48L85 49H87L88 48V46H85ZM146 47V46H145ZM213 47V46H212ZM218 47V46H217ZM220 47H218V49L220 48ZM233 47L232 48H230V49H228V51H227V53H226V55L225 56H228L227 58L228 59H232V60H229V61H233V60H239L240 58H242L243 57V55H244V57H246V55L247 54H250V52H249V50L247 51L246 50V48H248L249 49V46L248 47H246L244 50H246V55L245 54H243V51H241V48L240 47H238V48H240L239 49V52H238V48L236 47L235 48V50L233 49ZM251 47V46H250ZM42 48V49H41ZM82 48V47H81ZM84 48V47H83ZM94 48V47H93ZM96 48H94V49H96ZM149 48V47H148ZM152 48V47H151ZM168 48V47H167ZM181 48V49H180ZM221 48H223V47H221ZM229 48V47H228ZM57 49V50H58ZM78 49H79V47L77 48V50H76V48H74V50H76V51H78ZM92 49V48H91ZM113 49V48H112ZM129 49H131V48H129ZM157 49V48H156ZM214 49H215V47H214ZM217 49V50H218ZM237 49V50H236ZM50 50H53V49H50ZM73 50V52L75 53V51ZM103 50H105V53L103 54ZM211 50H213V49H211ZM221 50V49H220ZM264 50V49H263ZM41 51V52H42ZM45 51V50H44ZM79 51H80V49H79ZM78 51V52H79ZM82 51V50H81ZM89 51H91L90 49H87V52L88 53H90ZM92 51H94V50H92ZM103 51V52H102ZM116 51V49H115V53L113 54L114 55V57H115V54H117L118 52ZM158 51V50H157ZM169 51V52H168ZM209 51H210V49H209ZM53 52V51H52ZM77 52V53H78ZM83 52V51H82ZM85 52V51H84ZM87 52H85V53H87ZM100 52H102V53H100ZM129 52H131V53H129ZM140 52V53H139ZM214 52H215V50H214ZM222 52V51H221ZM220 52V53H221ZM223 52H225V51H223ZM249 52V53H248ZM45 53H47V52H45ZM57 53V52H56ZM55 53V54H56ZM60 53V52H59ZM59 53H57L56 55L58 56V54ZM63 54H64V52H62ZM61 53V55H60V57L63 55ZM70 53V52H69ZM81 53V52H80ZM134 53V54H135ZM138 53H139V55H138ZM156 53V52H155ZM160 53V52H159ZM217 53V52H216ZM245 53V52H244ZM66 54V53H65ZM64 54V55H65ZM76 54V53H75ZM99 54H97V56L99 55ZM218 54H219V52H218ZM218 54H217V56H218ZM222 54V53H221ZM42 55V56H41ZM46 55V54H45ZM49 55H51V54H49ZM74 55V54H73ZM88 55H90V54H88ZM87 54L85 55V56H88ZM118 55V54H117ZM116 55V56H117ZM135 55V56H136ZM216 55V54H215ZM57 56H56V58H57ZM91 56V55H90ZM119 56H121V54H119ZM131 56H133V54L131 55ZM216 56V57H217ZM224 56V57H225ZM252 56H254V54H252ZM54 57V56H53ZM65 57H67L66 55H65ZM89 57V56H88ZM94 57V56H93ZM92 57V58H93ZM102 57H103V59H102ZM113 57V56H112ZM122 57V56H121ZM120 57V58H121ZM127 58V59H129L130 60V58ZM219 57V56H218ZM217 57V58H218ZM220 57H222V56H220ZM255 57V56H254ZM85 58V57H84ZM111 58V59H110ZM118 58V59H117ZM117 58L115 57V60L117 59V60H120L119 59V57L117 56ZM123 58V57H122ZM121 58V59H122ZM123 58V60H125ZM132 58V57H131ZM207 60H206V59ZM210 58H211V55H210ZM237 58H239V59H237ZM257 58V57H256ZM49 59H52V56H51V58H49ZM55 59V58H54ZM53 59V60H54ZM63 59H65V60H68V59H66V58H64V56H63ZM70 59V58H69ZM77 59V58H76ZM114 59V58H113ZM112 59V60H113ZM126 59V60H127ZM134 59V58H133ZM136 59H138V58H136ZM140 59V58H139ZM213 59V58H212ZM212 59H209V61H211ZM259 59V58H258ZM71 60H73V59H71ZM115 60H113L114 62H117V61H115ZM129 60H127V61H129ZM135 60V59H134ZM225 60V59H224ZM255 60V59H254ZM52 61V60H51ZM59 61H60V59H59ZM74 61V60H73ZM72 61V62H73ZM78 61H79V59H78ZM99 61V62H100ZM121 61V60H120ZM136 61V60H135ZM139 61V60H138ZM47 62V61H46ZM111 62V61H110ZM109 62V63H110ZM119 62V61H118ZM130 62H132L131 60H130ZM140 62V61H139ZM141 62H144V60L143 61H141ZM141 62H140V64H141ZM148 62V61H147ZM155 62V61H154ZM256 62V61H255ZM40 63V62H39ZM51 63V62H50ZM59 63H64V62H59ZM74 63H75V61H74ZM113 63V62H112ZM123 63V62H122ZM126 64H127V62H125ZM229 63V62H228ZM81 64V63H80ZM83 64H85V63H83ZM116 64V63H115ZM118 64V63H117ZM71 65V64H70ZM72 65H73V63H72ZM75 65H76V63H75ZM97 65H98V67H97ZM100 65V66H99ZM102 65V66H101ZM111 65V64H110ZM114 65V63L111 65V66H113ZM119 65L121 66V64H120V62H119ZM123 65V64H122ZM128 65V64H127ZM144 65V64H143ZM49 66V65H48ZM64 66V65H63ZM74 66V65H73ZM85 66V65H84ZM106 68H105V67ZM109 66V65H108ZM116 67H117V65H115ZM137 66V65H136ZM208 66V65H207ZM210 66H212V65H210ZM44 67V66H43ZM46 67V66H45ZM110 67V66H109ZM116 67H112L113 69H115ZM121 67H123V66H121ZM53 68V67H52ZM64 68V67H63ZM66 68V67H65ZM67 68H72L71 66L70 67H67ZM66 68V69H67ZM74 68V67H73ZM72 68V69H73ZM105 68V69H104ZM111 68V67H110ZM125 68V67H124ZM126 68H129V67H126ZM212 68V67H211ZM210 68V69H211ZM46 69V68H45ZM48 69V68H47ZM65 69V70H66ZM77 69V66H76V68L75 69H73L72 71H71V73H70V70L69 69H67L66 71H67V73H69V74H72V75H74V74H76V73H78L79 72V69L81 70V65H80V67H79V69H78V71L76 70ZM213 69V68H212ZM211 69V70H212ZM226 69H228V68H226ZM38 70V69H37ZM37 70L35 71V75L34 76H36V77H34L35 79H37L38 77H40V71L38 70V73L39 74H36V72H37ZM41 70V69H40ZM42 70H44V69H42ZM54 70V69H53ZM52 70V71H53ZM59 70V69H58ZM85 71H86V69H84ZM107 70V71H106ZM45 71V70H44ZM50 71V70H49ZM62 71H64L63 69H62ZM75 71H77V72H75ZM97 71V72H98ZM111 71V70H110ZM117 71L119 72V70L117 69ZM134 71V70H133ZM225 71V70H224ZM233 71V70H232ZM54 72V71H53ZM65 72V71H64ZM106 72H109V74L108 73H106ZM112 72V71H111ZM122 72V71H121ZM215 72V71H214ZM32 73V74H33ZM48 73V72H47ZM50 73V72H49ZM52 73V72H51ZM63 73V72H62ZM80 73H83L82 71H80ZM88 73V72H87ZM134 73H135V71H134ZM226 73V72H225ZM224 73V74H225ZM229 73V71L226 73V74H228ZM230 73H231V70H230ZM237 73H239V72H237ZM241 73V72H240ZM239 73V74H240ZM90 74V73H89ZM88 74V75H89ZM108 74V75H107ZM116 74V73H115ZM121 74V73H120ZM119 74V75H120ZM137 74V73H136ZM224 74H222V75H224ZM226 74H225V76H226ZM234 73H232V75H233ZM238 74V75H239ZM242 74V73H241ZM240 74V75H241ZM55 75H57V74H55ZM72 75H70V76H72ZM81 75H83V74H81ZM87 75V76H88ZM113 75V74H112ZM111 75V76H112ZM229 75V74H228ZM75 76V75H74ZM77 76V75H76ZM84 76H85V73H84ZM94 76V75H93ZM97 76V75H96ZM100 76V75H99ZM104 76V77H103ZM115 76V75H114ZM122 76H123V74H122ZM142 76V75H141ZM140 76V77H141ZM147 76V75H146ZM213 76H214V79H213ZM218 76V74L216 75V77ZM230 76V75H229ZM31 77V76H30ZM61 77V78H60ZM59 78L61 79V81L62 82H60L59 81V78H58V83H56L57 85H58V87L60 88V90L61 91H64V92H61L59 95L57 94V96H58V111L60 110V104L66 99L67 101L69 100H71V101H73L74 99L73 98H75V96H78V100L80 101V102H82V100H84V99H82L83 98V96L84 95H81V97L79 98V94L78 95H74L75 93L77 94V92H79L78 90H77V92H73V90L76 88V84H78V85H80V83L82 82V81H80L79 79L80 78H78V77H80V75L79 76H77V79L80 81V83H76L77 81V79L74 81V83H75V85H74V89L70 86L72 83L69 81V79H68V82L70 83V87L73 89L72 90V92L70 91V96L68 95V93H69V91L67 92V90H69V88L67 89V86H68V82H63V80H64V77H63V79H62V76H60ZM90 77H92L91 76V74H90ZM116 77H117V75H116ZM121 77V76H120ZM124 77V76H123ZM139 77V76H138ZM143 77V76H142ZM144 77H145V75H144ZM143 77V78H144ZM220 77V76H219ZM218 77V78H219ZM223 77V76H222ZM239 77V76H238ZM242 77V76H241ZM31 78H33V76L31 77ZM52 78V77H51ZM54 78H55V76H54ZM72 79H73V77H71ZM87 78V77H86ZM93 78H95V77H93ZM98 78V77H97ZM100 78V77H99ZM98 78V79H99ZM119 78V77H118ZM231 78V77H230ZM81 79L83 80V78L81 77ZM90 79V78H89ZM117 79V78H116ZM116 79H115V81H116ZM121 79V78H120ZM139 79H141V78H139ZM219 79H221V78H219ZM225 79H227L226 77H225ZM235 79V78H234ZM32 80V79H31ZM87 79H85V81H86ZM91 81H90V85H88L89 87H91V90H93L94 91V87H95V84H96V81L94 80V79H90ZM112 80H114V78L112 77ZM143 80V79H142ZM142 80H141V82H142ZM149 80H151V79H149ZM185 81L186 83L185 84H183V85H179V82L181 83V81ZM222 80V79H221ZM221 80H220V82H221ZM231 80H233L232 78H231ZM236 80V79H235ZM53 81H56V80H53ZM65 81H67L66 79H65ZM78 81V82H79ZM100 81H98V83L97 84H100L101 82ZM118 81V80H117ZM123 81V80H122ZM127 81V80H126ZM139 81V80H138ZM146 80H145V78H144V82H145ZM172 81V82H173ZM230 81V80H229ZM37 82V81H36ZM87 82V81H86ZM119 82V81H118ZM203 82V83H202ZM218 83V84H216V83ZM223 82H225V81H222V83ZM231 82V81H230ZM229 82V83H230ZM233 82V81H232ZM237 83H238V81H236ZM54 83V82H53ZM64 83H66V84H64ZM73 83V84H74ZM119 83V84H120ZM148 83V82H147ZM160 83H162V84H160ZM169 83V82H168ZM167 83V85H169ZM226 83V82H225ZM236 83V84H237ZM44 84V83H43ZM42 84V85H43ZM54 85L53 86V84H52V86L54 87V88H56V86L57 85ZM115 84V83H114ZM118 84V83H117ZM119 84H118V86H119ZM120 84V85H121ZM146 84V83H145ZM213 84H216V85H214L213 86ZM221 84V83H220ZM233 84H235V83H233ZM41 85V86H42ZM67 85V86H66ZM82 85V84H81ZM135 85V84H134ZM231 84H229L228 86H230ZM239 85V84H238ZM84 86V85H83ZM99 86H101V87H103L102 85H99ZM118 86H116V88L118 87ZM150 86V85H149ZM148 86V89L150 90V87ZM234 86V85H233ZM237 86V85H236ZM53 87H52V89H53ZM85 88H87L86 86H84ZM84 87H83V89H84ZM96 87H98V86H96ZM103 87V88H104ZM115 87V86H114ZM121 87V86H120ZM143 87V86H142ZM163 87V86H162ZM223 87V86H222ZM24 88H27V90L25 89V90H23ZM33 88V87H32ZM58 88V89H59ZM78 88H80V89H82L81 87H78ZM78 88H76V89H78ZM103 88H101V89H103ZM127 90H126V89ZM157 88V87H156ZM170 88H171V90H170ZM230 88V87H229ZM236 88V87H235ZM235 88H233V89H235ZM57 89V90H58ZM75 89V90H76ZM82 89V90H83ZM98 89V88H97ZM97 89L95 90V91H97ZM118 89V88H117ZM140 89V88H139ZM148 89L147 88H144L143 90H142V92L144 93V91L145 90H147L148 91ZM218 89H219V86H218ZM224 89H226V88H223L222 89V92H223V90ZM19 90H21L20 92H19ZM89 90H90V88H89ZM99 91H97L98 92V94L100 95L101 93H99L100 91H102V92H104L103 90H100V89H98ZM107 90V91H108ZM119 90V89H118ZM169 90H170V93H169ZM50 91V94H51V92H52V94H54V91H55V89H53V90H49ZM59 91V90H58ZM58 91H56V92H58ZM65 91H66V93H65ZM92 91V92H93ZM198 91H200V92H202V95H199V93H197L198 94V97H195V95L194 94H196L195 92H198ZM234 91V90H233ZM85 92V91H84ZM83 91H82V93L83 94H86V93H84ZM91 92V93H92ZM106 92V91H105ZM120 92H122V91H120ZM126 92H124V93H126ZM229 92H231V91H229ZM20 93V94H21ZM26 93V92H25ZM72 93H73V95H72ZM90 93V92H89ZM114 93V92H113ZM117 93V92H116ZM123 93V92H122ZM152 93V92H151ZM225 93V92H224ZM224 93H222V94H224ZM227 93V92H226ZM241 93V92H240ZM27 94H26V96H27ZM33 94V93H32ZM36 94V95H37ZM56 94V93H55ZM94 94V93H93ZM110 94H111V96H110ZM30 95V94H29ZM36 95L34 96L33 95V98H34V101H36L37 99L35 98L36 97ZM74 96V97H72V96ZM119 95V94H118ZM133 95V94H132ZM140 95H141V97H142V93L140 92ZM140 95H139V97H140ZM144 95V94H143ZM146 95V94H145ZM16 96H19V95H17L16 94ZM25 96V97H26ZM52 96V95H51ZM55 96V95H54ZM71 97L70 99H69V97ZM95 96H96V93H95ZM124 96V97H125ZM165 96V95H164ZM167 96V95H166ZM230 96H232V95H230ZM229 96V97H230ZM239 96V95H238ZM30 97H31V95H30ZM67 97V98H66ZM104 97V96H103ZM140 97V98H141ZM193 97H195L196 99H193ZM228 97V96H227ZM77 98V97H76ZM76 98H75V101H76ZM90 98H92V96L90 97ZM89 98V99H90ZM96 98H99V96H97ZM99 98V99H100ZM221 98V99H220ZM237 98V97H236ZM239 98V97H238ZM27 99V98H26ZM29 99V98H28ZM80 99H82V100H80ZM122 99V100H121ZM162 99V98H161ZM165 99V98H164ZM241 99V98H240ZM53 100V101H52ZM51 100V102H53L54 103V99H52ZM55 100H56V98H55ZM66 100H65V104H66ZM86 100V99H85ZM84 100V101H85ZM91 100V99H90ZM139 100V99H138ZM223 100V101H222ZM252 100V99H251ZM70 101V105H72V102ZM74 101V102H75ZM78 101V102H79ZM159 101V100H158ZM163 101V100H162ZM165 101H167V97H166V100ZM164 101V102H165ZM186 101V102H187ZM235 101V102H236ZM238 101H241V100H239L238 99ZM244 101V100H243ZM242 101V102H243ZM51 102H47L48 104L50 103V104H52ZM79 102V103H80ZM92 102H89L90 104L92 103ZM121 102V103H122ZM139 102V101H138ZM140 102H141V100H140ZM160 102V101H159ZM164 102H161V103H164ZM178 102V101H177ZM176 102V103H177ZM234 102V103H235ZM241 102V103H242ZM256 102V101H255ZM46 103V105H48ZM76 103H77V101H76ZM79 103H78V105H79ZM83 103V102H82ZM88 103V102H87ZM92 103V104H93ZM95 103H94V106H95ZM129 103V106L127 105ZM142 103V102H141ZM165 103H167V102H165ZM178 103V104H179ZM252 103V102H251ZM49 104V105H50ZM55 104V103H54ZM64 104V103H63ZM133 104V103H132ZM140 104V103H139ZM237 104V103H236ZM244 104V103H243ZM250 104V103H249ZM253 104V103H252ZM255 104V103H254ZM48 105V106H49ZM74 105V104H73ZM121 107H120V106ZM246 105V104H245ZM50 106H52V105H50ZM54 106V105H53ZM75 106V105H74ZM79 106H81V105H79ZM141 106V107H140ZM140 106H139V108H140V110H142V112L140 111V110H138V111H140L141 112V114L143 113V116L144 117H146L145 115H147L146 114V111H145V109L143 108V106H142V104H140ZM175 106H177V105H175ZM243 108H242V107ZM250 106H252V105H250ZM253 106H255V105H253ZM253 106L252 107H250L251 109L253 108ZM259 106V105H258ZM260 106H261V104H260ZM259 106V107H260ZM53 108V107H52ZM213 109L212 111H215V113L216 114H211V116L210 117H207V115H205V113L206 112H208V111H210V109ZM138 109V108H137ZM208 109V110H207ZM255 109V108H254ZM253 109V110H254ZM53 110V109H52ZM57 110V109H56ZM93 110H92V112H93ZM95 110H94V113H95ZM134 110V109H133ZM136 110V109H135ZM183 110V109H182ZM205 110H206V112H205ZM250 110V109H249ZM41 111H43V112H41ZM106 111L104 112H101V114L102 115H99V113L97 112L96 113V117H98L97 116V114L99 115V116H101L103 119L105 118V116L103 117V115H105L106 114ZM137 111V112H138ZM212 111H210V112H212ZM229 111V113H230V115H226L225 116V112H228ZM238 111V112H237ZM243 111H245V112H243ZM252 111V110H251ZM263 111H264V109H263ZM47 112V113H46ZM56 112V111H55ZM62 112V111H61ZM75 112V111H74ZM111 112V113H110ZM134 112V111H133ZM56 113H58V112H56ZM71 113V112H70ZM78 113V112H77ZM91 113V112H90ZM93 113V114H94ZM105 113V114H104ZM213 113V112H212ZM244 113V114H243ZM54 115H55V113H53ZM62 114H65V112L64 113H62ZM61 114V115H62ZM85 114V113H84ZM92 114V115H93ZM135 113H132L131 112V115H134ZM141 114H137V116L138 115H140L141 116ZM208 114H209V112H208ZM246 114V115H245ZM253 114H254V112H253ZM260 113H258L257 112V114H254V116L256 115H259ZM70 115V114H69ZM82 115V114H81ZM88 115V114H87ZM86 115V116H87ZM90 115V114H89ZM92 115H91V119H92ZM232 115V116H231ZM236 115V114H235ZM239 115H236L235 117H237L238 118V116ZM262 115V114H261ZM56 116V115H55ZM78 116V115H77ZM136 116V117H137ZM178 116V115H177ZM176 116V117H177ZM255 116V117H256ZM264 116V115H263ZM76 117V116H75ZM84 117V116H83ZM101 117L99 118H93L95 121H96V119H100L101 120ZM107 117V116H106ZM114 117V118H115ZM134 117H135V115H134ZM139 117V116H138ZM142 117V116H141ZM174 117H175V115H174ZM86 118V117H85ZM87 118H88V116H87ZM90 118H88V120H87V122L89 121V119ZM109 118H110V115H109ZM140 118V117H139ZM179 118H181V116L179 117ZM183 118V117H182ZM263 118V117H262ZM55 119V120H54ZM78 119H76V122L75 123H77V120ZM84 119V118H83ZM106 119V118H105ZM112 119V118H111ZM110 119V120H111ZM120 119H122L121 121H120ZM131 119V118H130ZM130 119H129V121H130ZM135 119V118H134ZM137 119V118H136ZM141 119V118H140ZM178 119V118H177ZM176 119V120H177ZM186 120H187V118H185ZM260 119V118H259ZM264 119V118H263ZM52 120H54V121H52ZM85 120V119H84ZM93 120V121H94ZM100 120H99V123H100ZM109 120V121H110ZM133 120V119H132ZM147 120H149V119H147ZM182 120H184V118L182 119ZM188 120V121H189ZM240 120H241V122H240ZM256 121H257V117H256V119H255ZM255 120H253L252 119V121H255ZM91 121V120H90ZM95 121H94V124H95ZM103 121H105V120H103ZM112 121V120H111ZM136 121V120H135ZM134 121V122H135ZM179 121H181V120H179ZM58 122V123H57ZM97 122V121H96ZM102 122V121H101ZM259 122V121H258ZM258 122H257V124H258ZM263 122V121H262ZM89 123V122H88ZM111 123V122H110ZM138 123H139V120H138ZM183 123H185V120L183 121ZM183 123H181L182 125H185V124H183ZM250 123V122H249ZM52 124V125H51ZM53 124H56V125H58V127H56V125H54L53 126ZM90 124H92L91 122H90ZM103 124H105V122L103 123ZM114 124V123H113ZM136 124V123H135ZM18 126L17 127V129L16 128H14L13 126ZM82 125H83V123H82ZM95 125H97V124H95ZM95 125H94V127H95ZM121 125V126H120ZM142 125V124H141ZM179 125V124H178ZM6 126V127H5ZM30 126H32V125H30ZM29 126V127H30ZM84 126V125H83ZM107 126V125H106ZM117 126V125H116ZM134 126H136V127H134ZM140 126V125H139ZM181 126V125H180ZM190 126V127H191ZM259 126V125H258ZM258 126H257V128H258ZM76 129H74V128ZM92 127H93V125H92ZM112 127H114V126H112ZM184 127V126H183ZM187 127H189V126H187ZM187 127H185V128H187ZM246 127H247V125H246ZM96 128H97V126H96ZM116 128V127H115ZM133 128H135V129H133ZM139 128V129H138ZM178 128H180L179 126H178ZM182 128V127H181ZM197 128V129H196ZM83 129V130H82ZM194 129H191L192 131H194ZM248 129V128H247ZM259 129V128H258ZM31 130L32 129H30L29 128V131L31 132ZM88 130V131H87ZM176 130H177V128H176ZM175 130V131H176ZM189 130V129H188ZM191 130H189V131H191ZM252 130V129H251ZM90 131V132H89ZM94 131H96V129L94 130ZM189 131H187V129H186V131H182V132H189ZM10 132H9V134H10ZM34 132V130L32 131V133ZM89 132V133H88ZM96 133V135H94ZM109 133V132H108ZM190 133V132H189ZM234 133V132H233ZM261 133V132H260ZM92 134V135H94V136H90V135ZM98 134V135H97ZM178 134V133H177ZM180 134H182V133H180ZM180 134H178V135H180ZM183 134H187V133H183ZM183 134L182 135H180V136H182V137H184L183 136ZM192 134V133H191ZM207 134V135H206ZM2 135V134H1ZM6 135V136H7ZM33 135V134H32ZM230 135H231V133H230ZM9 136V135H8ZM7 136V139L9 138ZM15 136V135H14ZM13 136V137H14ZM97 136V140H96V137ZM111 138H112V136L111 135H109ZM122 136V138L120 139V137ZM179 136V137H180ZM186 136V135H185ZM236 136V137H237ZM253 136V135H252ZM92 137H94L95 139V141H97L96 143L94 142V144H93V146L96 144H98L99 146H96V147H98L97 149H98V151L100 152H98L99 153V155L98 156H100V157H98L97 155H95L96 154V152H94L95 150V146H94V148L93 149H91L89 146H88V148H86L87 150H90V151H85L86 149H85V147L89 144V140L92 138ZM106 137V138H105ZM157 137V136H156ZM155 137V138H156ZM176 135H175V139H176ZM211 139H210V138ZM99 138V139H98ZM185 138V137H184ZM184 138H182V139H184ZM235 138V137H234ZM234 138H232V140L234 139ZM93 139V138H92ZM120 139V140H119ZM174 139V140H175ZM180 139H181V137H180ZM6 140V139H5ZM94 140H91L92 141V143H93V141ZM173 140V141H174ZM179 140V139H178ZM251 140V139H250ZM257 140V139H256ZM168 141V140H167ZM175 141H177V139L175 140ZM181 141V140H180ZM21 142H22V140H21ZM53 142V143H52ZM7 143V144H8ZM83 143H84V145H86L85 147L83 146ZM91 143V142H90ZM134 143V142H133ZM252 143V142H251ZM14 144V145H13ZM160 144H163V146H161ZM159 144V146H157L156 144H155V146H153L152 145V149H151V155H154V156H162L163 155V151H165L164 149H169L168 147H167V145H166V147H165V144H164V142L163 143H160ZM236 144V143H235ZM90 146L92 145V144H89ZM100 145H101V147H100ZM105 147H103V146ZM252 145V144H251ZM17 146V145H16ZM16 146H14V149L16 148ZM19 146L20 145H18V149H19ZM31 146H33V147H31ZM35 146V147H34ZM37 146V147H36ZM92 146V147H93ZM44 147V148H43ZM99 147L100 148H102V149H100L99 150ZM163 147H165V148H163ZM228 146H226V148H227ZM231 147V146H230ZM32 148H34V149H32ZM35 148H36V150H35ZM56 148H58V158H55L57 155L56 154H54V152H56L54 149H56ZM23 149H25V150H23ZM52 149H53V151H52ZM96 149V150H97ZM134 149V148H133ZM49 150H51V152L50 153H53V155H54V157L53 158H55L54 160L56 161L57 159H58V161L55 163L54 162V160H52V157H51V159L50 160H52V161H50L49 160V158L50 157H47V156H50L51 154L48 152V154H50V155H48L46 152L47 151H49ZM94 150V151H93ZM189 150V152H191ZM199 150V151H200ZM219 150H218V152H219ZM222 150V149H221ZM168 151V150H167ZM167 151H165V152H167ZM61 152V153H60ZM91 152L94 154H92L95 158H93V156H90V155H88L87 156V154H91ZM184 152H182L183 154H184ZM203 152V151H202ZM202 152H200V153H202ZM31 153H33V156L31 157ZM71 153V154H70ZM97 153V154H98ZM187 153V152H186ZM196 153L194 154L195 155V158L193 157L192 159H194V162L196 163V161H197V167H193V168H191L192 169V171H190V172H184L185 170H183L182 168H180V166H179V168L180 169H182V170H180L179 168H178V170H177V168L175 169V171H178V174H179V170L180 171H182V172H180V174H179V178H180V181H181V185L179 184L177 187H175V190H176V194H178L180 191L181 192H185L186 194H181V192H180V196L178 197V199L179 198H186V200L190 203L189 205H191L190 206V208L194 205H192V203L194 202V201H196L197 202V204H198V202H201L202 201V203L200 204L201 206L203 205V202H205L204 204L206 205V207H202V208H204L202 211H205V214L201 211L200 212V214L202 215V216H204L205 215V217L206 218H203V220H200V221H198V225L197 226H195L193 229L191 228H189V225H187V227H186V229H184V231L186 230L187 231V229H189V231H188V236H187V238H191V237H195V241H196V243L198 242V246L199 245H201L200 244V242H202L201 240H203V237H204V235H206L205 233H206V228H207V226L206 225H208L207 223L209 222V219H208V217H210V212H212V207L213 206H215V204H217L218 202L220 203V201L222 200V199H227V198H230L231 199V197H233V196H235V195H237V194H240V193H242V192H244V191H246V190H252L253 188H255L256 187V185H257V182H251L252 184H242V182L241 181H239L237 178H235V177H233L229 172H227V171H224L223 170V168L222 169H220V168H215V169H208V171H205V170H202L201 168H204V166L202 165V163L204 162V161H206V163H207V161L209 160V158H211V157H209L207 160L205 159H203V162H202V160L201 161H199V159L201 158H199V157H197L196 156ZM199 153V152H198ZM209 153V152H208ZM207 153V154H208ZM172 154V155H173ZM191 154V153H190ZM193 154V153H192ZM204 154V153H203ZM202 154V155H203ZM206 154V153H205ZM206 154V155H207ZM46 155V156H45ZM56 155V156H55ZM86 155V156H85ZM165 155V154H164ZM167 155V154H166ZM169 155H170V153H169ZM200 155V154H199ZM210 155V154H209ZM209 155H207V156H209ZM66 156H64V160H66L65 159V157ZM84 156H85V158H84ZM97 156V157H96ZM174 156H177V157H179L180 158V160H182L181 159V155L179 154H176V155H174ZM185 156V155H184ZM192 156V155H191ZM205 155H203V157H204ZM206 156V157H207ZM211 156H212V154H211ZM4 157H5V155H4ZM4 157H2V156H0V162H3V161H1V159L3 158V159H5V161L6 160H8L6 157L4 158ZM45 157H47V158H45ZM187 157V160H190L191 161V163L193 162V160H191V159H189V158H191L189 155H187L186 156ZM196 157H197V159H196ZM260 157V156H259ZM37 158H39V159H37ZM215 158V157H214ZM213 158V159H214ZM261 158V157H260ZM48 159V160H47ZM72 159V160H71ZM212 159V158H211ZM210 159V160H211ZM250 159V158H249ZM258 159V158H257ZM264 159V158H263ZM177 160V159H176ZM196 160V161H195ZM209 160V161H210ZM9 161V160H8ZM52 162L51 164H49L48 165V163L47 162ZM190 161H186V159L184 158V163H187V162H190ZM212 161V160H211ZM252 161H254V159L252 160ZM49 162V163H50ZM63 162V163H64ZM178 162H180L179 160H178ZM250 162H251V159H250ZM6 163H7V161H6ZM6 163H5V165L4 164H2V166H6ZM9 164L8 166H9V168H11V166L10 165H13V164ZM53 163H55V164H53ZM181 163V162H180ZM183 163V162H182ZM205 163V164H206ZM210 163V162H209ZM208 163V164H209ZM1 164V163H0ZM16 164V163H15ZM14 164V165H15ZM53 164V165H52ZM190 164V163H189ZM218 164H220V163H218ZM264 164V163H263ZM16 165H18V164H16ZM45 165V166H44ZM59 164H58V166H60ZM181 165V164H180ZM214 165V167H216L215 166V164H213ZM212 165V166H213ZM226 165V164H225ZM44 166V167H43ZM64 166H65V168H64ZM261 166V165H260ZM75 167V168H74ZM78 168V170H77V168ZM228 167V166H227ZM241 167V166H240ZM252 167V166H251ZM52 168V167H51ZM57 168V167H56ZM74 168V169H73ZM206 168V167H205ZM46 169V168H45ZM82 170V172H84L83 171V169L85 170V172L84 173H81L79 170ZM115 169V170H114ZM201 169V170H200ZM207 169V168H206ZM237 169V168H236ZM244 169V168H243ZM1 170V169H0ZM42 170V171H43ZM51 170V171H50ZM54 170H56L55 168H54ZM194 170V171H193ZM230 170V169H229ZM238 170V169H237ZM45 171V170H44ZM43 171V172H44ZM75 171V172H74ZM77 171V172H76ZM86 171H89V172H87L86 173ZM187 171H189V170H187ZM201 171H205V172H201ZM236 171V170H235ZM247 171V170H246ZM113 172H111V174H110V177L112 178V173ZM222 172H224V173H222ZM231 172V171H230ZM40 173H38V174H40ZM54 173V174H53ZM105 173V174H104ZM114 174V173H113ZM116 174H114L115 176H117ZM233 174V173H232ZM10 175V176H9ZM107 175V174H106ZM123 175V176H124ZM239 175V174H238ZM8 176V177H7ZM23 176H27V177H24V179L22 180V178H23ZM240 176V175H239ZM86 177V176H85ZM93 177V176H92ZM118 177V176H117ZM117 177H115V178H117ZM16 178V179H17ZM35 178V177H34ZM87 178H89L88 176H87ZM90 178H91V175H90ZM104 178V177H103ZM108 178V177H107ZM106 178V179H107ZM149 178V179H150ZM1 179V178H0ZM17 179V180H18ZM77 179V178H76ZM83 179V178H82ZM81 179V181H83ZM93 179V178H92ZM98 179H100V177L98 178ZM109 179V178H108ZM114 179V178H113ZM129 179V178H128ZM136 179V178H135ZM8 180H10V179H6V181H8ZM12 180H15V178L13 179L12 178ZM11 180V181H12ZM29 180V179H28ZM27 180V181H28ZM73 180H75V179H73ZM102 180V179H101ZM132 180V179H131ZM144 180V179H143ZM6 181H5V183L4 184H6ZM72 181V180H71ZM70 180H69V182H71ZM80 181V180H79ZM141 181V180H140ZM9 182V181H8ZM20 182V183H21ZM32 182V181H31ZM69 182H66V183H68L69 184ZM94 182V181H93ZM133 182V181H132ZM136 182H137V180H136ZM135 182V183H136ZM239 182V183H238ZM10 183V182H9ZM12 183V182H11ZM10 183V184H11ZM14 183V182H13ZM41 183V182H40ZM81 183V182H80ZM83 183V182H82ZM89 183V182H88ZM134 183V184H135ZM250 183V182H249ZM0 184H3V182L2 183H0ZM39 184V183H38ZM7 185H8V183H7ZM131 185H133L132 183H131ZM139 185V184H138ZM236 185H237V187H236ZM27 186V185H26ZM37 186V185H36ZM65 186H66V188H67V184H65ZM64 186V187H65ZM38 187H40V186H38ZM42 187V186H41ZM11 188V187H10ZM29 188V187H28ZM51 187H49V189H50ZM70 188V187H69ZM8 189V188H7ZM9 190V189H8ZM19 190V189H18ZM23 190V189H22ZM30 190H33V189H30ZM30 190H29V192H30ZM95 190V189H94ZM180 190V191H179ZM10 191V190H9ZM27 192H28V189L26 190ZM26 191H25V195L27 196L28 195V193L26 194ZM76 191V190H75ZM96 191H97V189H96ZM17 192V191H16ZM23 192H24V190H23ZM22 192V193H23ZM11 193V192H10ZM21 193V192H20ZM21 193V194H22ZM7 194V193H6ZM8 195H9V193H8ZM23 196V197H26V196ZM9 196H11L12 197V195L10 194ZM21 196V195H20ZM29 196H30V194H29ZM33 196V195H32ZM11 197H9L10 198V200L8 201V199L6 200V201H3V203L2 202H0V230H2V231H4V233L5 232H8L9 234H11L10 236H12V234L14 233V235L13 236H15V234H18L19 233V228H17V227H15V226H13V224H10V229H9V224L8 223H10L11 221V219L13 220V218H11V217H13V213L11 214V212H13L11 209H10V211H9V208H10V206H12V204H14L13 202H12V199H11ZM18 197H16V199H17ZM84 198H86V197H84ZM88 198V197H87ZM98 198V197H97ZM191 198H193L192 200H191ZM2 199V198H1ZM20 199H22V198H20ZM24 199V198H23ZM89 199V198H88ZM87 199V200H88ZM257 199V198H256ZM27 200V199H26ZM89 200H91V199H89ZM97 200V199H96ZM236 200V199H235ZM258 200V199H257ZM2 201V200H1ZM8 201V202H7ZM17 201H19V199L17 200ZM95 201V200H94ZM179 201V200H178ZM229 201V200H228ZM68 202H69V199H68ZM70 202H72V201H70ZM88 202V201H87ZM183 202V201H182ZM195 202V203H196ZM225 202H227L226 200H225ZM225 202H224V205H225ZM230 202V201H229ZM15 203H16V200H15ZM24 203V202H23ZM72 203H74V202H72ZM174 203H175V201H174ZM173 203V204H174ZM222 203H223V201L221 202V205H219V206H222ZM228 203V202H227ZM251 203H253V202H251ZM250 203V204H251ZM258 203V202H257ZM26 204H28V203H26ZM55 204V203H54ZM77 204V203H76ZM90 204V203H89ZM179 204V203H178ZM15 205V204H14ZM68 205V204H67ZM69 205H70V203H69ZM147 205V204H146ZM184 205H187V204H184ZM189 205H187V206H189ZM199 205V206H200ZM218 205V204H217ZM252 205H254V204H252ZM26 206V205H25ZM24 206V207H25ZM59 206V205H58ZM79 206V205H78ZM77 206V207H78ZM176 206V205H175ZM195 206V205H194ZM197 206V205H196ZM199 206H197V207H193L192 209H186L185 210V206L183 207L184 208V211H181L180 213H179V218L177 219V217L175 216V217H173V219L174 218H176L177 220H176V222L179 224V222H183V224L185 225V222L187 223V222H191V219H188V217L190 218V216H189V214L191 215V214H193V216H195V213L194 212H196L195 211V208L198 210V207ZM200 206V207H201ZM255 206V205H254ZM17 207H18V205H17ZM21 207V206H20ZM22 207H23V205H22ZM21 207V208H22ZM28 207H30V206H28ZM38 207V206H37ZM70 207V206H69ZM71 207H72V205H71ZM76 207V208H77ZM81 207V206H80ZM83 207V206H82ZM199 207V208H200ZM27 210H29V208H27V207H25ZM25 208H23V210L25 209ZM201 208V209H202ZM217 208V207H216ZM13 209H14V206H13ZM24 210L23 212H19V215H20V217L22 216L23 217V219L24 220H26V218L27 217H30V216H28V215H30V213L32 212L33 213V209L32 210H30L29 212L27 211V210ZM179 209V208H178ZM182 209V208H181ZM218 209H220V208H218ZM250 209V208H249ZM22 210V209H21ZM177 210V209H176ZM217 210V209H216ZM215 210V211H216ZM18 211H20V210H18ZM35 211V210H34ZM178 211V210H177ZM176 211V212H177ZM214 211V210H213ZM221 211V210H220ZM219 211V212H220ZM259 211V210H258ZM15 212H17V211H15ZM191 212H193V213H191ZM199 211H197V213H198ZM217 212V211H216ZM262 212V211H261ZM22 213V214H21ZM31 213V214H32ZM166 213V212H165ZM164 213V214H165ZM197 213H196V215H197ZM225 213V212H224ZM17 215H18V213H16ZM160 214V213H159ZM167 214H168V212H167ZM166 214V215H167ZM174 214H177V213H174ZM220 214V213H219ZM258 214V213H257ZM16 215V216H17ZM169 215V214H168ZM171 215V214H170ZM200 215V216H201ZM212 215V214H211ZM262 215V214H261ZM263 215H264V213H263ZM26 216V218H24ZM32 216V215H31ZM86 216V215H85ZM89 216V215H88ZM199 216V215H198ZM214 216V215H213ZM19 217V216H18ZM21 217V218H22ZM82 217H84V216H82ZM161 217V216H160ZM192 217V216H191ZM255 217V216H254ZM262 218H260V220H258L259 222H258V225H256V230L255 229H253L254 228V226H253V228H251L253 231L255 230V232H254V234H252V232L253 231H251V236H250V233H249V238L252 240V239H254L256 236L258 237V239L256 240L255 239V244H256V246H254V247H256V248H258L259 247V249H261L260 247H262V251L264 250V216H261ZM11 218V219H10ZM14 218H15V215H14ZM79 218V217H78ZM164 218H166L165 216H164ZM10 219V220H9ZM31 219V218H30ZM161 219V218H160ZM19 220V219H18ZM17 220V221H18ZM23 220V221H24ZM161 220H163V218L161 219ZM165 220V219H164ZM163 220V221H164ZM196 220V219H195ZM212 220V219H211ZM159 221V220H158ZM165 221H167V220H165ZM170 221V220H169ZM172 221V220H171ZM197 221H196V223H197ZM13 222V221H12ZM26 222H27V220H26ZM29 222V221H28ZM76 222H77V219H76ZM160 222V221H159ZM168 222V221H167ZM176 222L174 221V223L176 224ZM192 222H194V221H192ZM19 223V222H18ZM171 223V222H170ZM169 223V224H170ZM230 223V222H229ZM7 224H8V226H7ZM16 224V223H15ZM22 224V223H21ZM66 224V223H65ZM68 224V223H67ZM169 224H168V226H169ZM174 224V225H175ZM241 224V223H240ZM12 225V226H11ZM77 225V224H76ZM177 225V224H176ZM232 225V224H231ZM142 226V225H141ZM206 228H205V227ZM229 226V225H228ZM227 226V227H228ZM251 226V225H250ZM137 227V226H136ZM171 227H172V224H171ZM191 227V226H190ZM193 227V226H192ZM208 227H209V225H208ZM226 227V228H227ZM249 227V226H248ZM252 227V226H251ZM15 228H17L16 230H15ZM26 228V227H25ZM29 228V227H28ZM28 228L27 229H25V231H28ZM139 228V227H138ZM137 228V229H138ZM141 228V227H140ZM144 228H145V226H144ZM143 228V229H144ZM165 228V227H164ZM178 228V227H177ZM182 228V227H181ZM185 228V227H184ZM223 228H224V226H223ZM24 229V228H23ZM22 229V230H23ZM183 229V228H182ZM228 230H229V228H227ZM245 229H247L246 227H245ZM125 230V229H124ZM174 230V229H173ZM172 229H170V231H172V232H175L176 231V228H175V231H173ZM181 229H179V231H180ZM223 230V229H222ZM236 230V229H235ZM132 231V230H131ZM140 231V230H139ZM139 231H138V233H139ZM145 231V230H144ZM182 231V230H181ZM227 231V230H226ZM246 231H248V230H244L243 232H246ZM129 232V231H128ZM148 232V231H147ZM164 232V231H163ZM168 232V231H167ZM166 232V233H167ZM210 232H212V231H210ZM209 232V233H210ZM4 233L3 232H1L0 231V235H4ZM21 233V232H20ZM24 233V232H23ZM133 233V232H132ZM141 233V232H140ZM150 233H151V230H150ZM177 233H178V231H177ZM176 233V234H177ZM183 233H185V232H183ZM182 233V234H183ZM28 234V233H27ZM126 234V233H125ZM129 234H131V233H129ZM135 234V233H134ZM144 234V233H143ZM143 234H141V235H143ZM152 234H154V233H152ZM169 234V233H168ZM211 234V233H210ZM209 234V235H210ZM214 234V233H213ZM213 234H211L212 235V237H210L209 238V242H212V240H213V243L215 244V246L217 247V249H219V248H221L224 252V254L227 256L228 255V253H227V251H226V253H225V250H224V247H220V242H218L217 240H222L223 238H221V236H213ZM216 234V233H215ZM219 234V233H218ZM231 234V233H230ZM155 235H157V234H155ZM160 235V234H159ZM159 235H158V238H159ZM164 234L162 233V236H163ZM167 235V234H166ZM166 235H164L163 237H165ZM185 235V234H184ZM235 235V234H234ZM240 235H241V233H240ZM252 235H254V236H252ZM37 236V235H36ZM36 236H35V238H36ZM123 236V235H122ZM134 236V235H133ZM135 236H137V232H136V235ZM161 236V237H162ZM168 236V235H167ZM172 236H174V235H172ZM190 236V237H189ZM208 236V235H207ZM228 236V235H227ZM243 236V235H242ZM2 237V236H1ZM19 237H20V235H19ZM150 237H152V236H150ZM209 237V236H208ZM207 237V238H208ZM244 237V236H243ZM252 237H254V238H252ZM12 238V237H11ZM154 238L155 237H153V240H154ZM1 239V238H0ZM13 239V238H12ZM36 239H38V238H36ZM151 240H152V238H150ZM161 239H167L166 237L165 238H161ZM192 239V238H191ZM225 239V238H224ZM14 240V239H13ZM168 240V239H167ZM198 240H200V242L198 241ZM205 241H206V239H204ZM211 240V241H210ZM235 240H236V238H235ZM156 241H157V239H156ZM159 241H160V238H159ZM246 241V240H245ZM126 242V241H125ZM138 242V241H137ZM153 242V241H152ZM158 242V241H157ZM168 242V241H167ZM172 242V241H171ZM194 242V241H193ZM40 243V242H39ZM43 243V242H42ZM47 243V242H46ZM155 243V242H154ZM169 243V242H168ZM222 243V242H221ZM247 243V242H246ZM245 243V244H246ZM44 244V243H43ZM170 244V243H169ZM208 244V243H207ZM210 244V243H209ZM244 244V245H245ZM49 245V244H48ZM124 245V244H123ZM134 245V244H133ZM159 245V244H158ZM173 245V244H172ZM177 245V244H176ZM194 245L195 244H193V246L192 247H194ZM222 245H223V243H222ZM225 245V244H224ZM125 246H127V244L125 245ZM130 246H132V245H130ZM138 246V245H137ZM147 246H149V244H147ZM153 246V245H152ZM151 246V247H152ZM155 246V245H154ZM196 246V245H195ZM205 246V245H204ZM214 245L212 244V247H213ZM231 246H233V245H231ZM31 247V246H30ZM42 247V246H41ZM143 247V246H142ZM157 246H155V247H152V249H149V251L150 250H152L153 251V249H155ZM219 247V248H218ZM241 247H242V245H241ZM250 247V246H249ZM254 247H252V248H254ZM132 248V247H131ZM130 248V249H131ZM146 248V247H145ZM147 248H149V247H147ZM198 248H201V247H198ZM244 248V247H243ZM126 249H127V247H126ZM169 249V248H168ZM195 249V248H194ZM221 249H219V250H221ZM237 249V248H236ZM258 249V250H259ZM22 250V249H21ZM144 250V249H143ZM162 250V249H161ZM166 250V249H165ZM204 250H206V249H200V253L198 254L199 256H200V254L202 255L203 253L205 254V252L206 251H204ZM218 250V251H219ZM221 250V251H222ZM260 250V251H261ZM146 251V250H145ZM152 251H150V252H152ZM155 251V250H154ZM154 251H153V253H154ZM160 250L158 249V251L157 252H159ZM215 251V250H214ZM232 251V250H231ZM261 251V252H262ZM29 252V251H28ZM156 252V253H157ZM166 252V251H165ZM208 252V251H207ZM216 252V251H215ZM256 252V251H255ZM259 252V251H258ZM264 252V251H263ZM140 253V252H139ZM149 253V252H148ZM152 253V255L153 256H155V255H157L158 256V258H156L157 260H159V257L161 256L162 257V259H164L165 257L163 256V251L162 252H160V253H157V254H153ZM169 253V252H168ZM222 253V252H221ZM220 253V254H221ZM223 253H222V255H223ZM253 253V252H252ZM138 254V253H137ZM143 255L142 256H144V253H142ZM159 254H161V255H159ZM165 254V253H164ZM195 254V253H194ZM218 254H219V252H218ZM232 254V253H231ZM231 254H229V258L231 257L230 255ZM140 255L141 254H138V256H139V258H141L140 257ZM147 255V254H146ZM151 255V254H150ZM149 255V256H150ZM167 255V254H166ZM197 255V256H198ZM214 257H216L217 259H218V257L216 256V254L214 253ZM264 255V254H263ZM138 256H136V257H138ZM153 256H150L151 258L153 257ZM168 256H169V254H168ZM199 256L197 257V258H199ZM110 257V256H109ZM145 257V256H144ZM164 257V258H163ZM195 257V256H194ZM227 258V257H226ZM226 258H224V259H226ZM255 258V257H254ZM91 259H93L94 260V257L93 258H91ZM98 259V258H97ZM96 259V260H97ZM106 259H107V257H106ZM123 259V258H122ZM149 259V258H148ZM147 258H145V260L144 261H149ZM156 259H155V262H156ZM161 259V258H160ZM201 259V258H200ZM228 259V258H227ZM231 259V258H230ZM111 260H113V259H111ZM152 260V259H151ZM170 260V259H169ZM199 260V259H198ZM232 260V259H231ZM235 260V259H234ZM261 260V259H260ZM95 261V260H94ZM122 260H120L119 262H121ZM129 261V260H128ZM164 261V263L166 262L165 261V259L163 260ZM162 261V262H163ZM183 261V260H182ZM181 261V262H182ZM185 261V260H184ZM222 261V260H221ZM227 261V260H226ZM225 261V262H226ZM229 261V260H228ZM258 261V260H257ZM92 263H93V261H91ZM105 262H107V261H105ZM153 262V261H152ZM159 264H164V263H161V261L159 260ZM205 262V261H204ZM2 263H3V261H2ZM97 263V262H96ZM103 263V262H102ZM111 263H112V261H111ZM0 264H1V262H0ZM94 264V263H93ZM99 264H101V263H99ZM104 264V263H103ZM106 264V263H105ZM110 264V263H109ZM113 264V263H112ZM126 264V263H125ZM128 264V263H127ZM157 264V263H156ZM167 264V263H166ZM173 264V263H172ZM183 264V263H182ZM204 264V263H203Z\"/></svg>",
	"mask_w": 264,
	"mask_h": 264
}]
</instances>
